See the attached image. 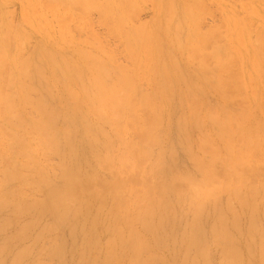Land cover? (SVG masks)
I'll return each mask as SVG.
<instances>
[{"label":"bare ground","instance_id":"bare-ground-1","mask_svg":"<svg viewBox=\"0 0 264 264\" xmlns=\"http://www.w3.org/2000/svg\"><path fill=\"white\" fill-rule=\"evenodd\" d=\"M8 1H10V0H7V2ZM28 1H29L30 4L28 3ZM33 1L37 2L35 4V6L37 4L40 5L41 2H43V3H41V6L43 4H45V3L46 4L48 3L47 5H49V7L46 6V8H48L50 10H48V9L47 10L49 12L52 11L53 13L51 12V14H53V16H56L58 19H60V21L62 20L64 22L63 23L64 25L61 26V31H60L61 36L59 37V39H60L59 41H61V43H63L62 40L68 41V39H70L69 36L71 35L70 33L72 32L71 31L72 29H67V25L70 23V22L68 23L67 21L68 20L70 21L71 16H70V18H68L67 16L70 15V12L69 11H71L70 9H72V8H77L81 12V14H80V12L76 11V13L78 12L76 14L74 12V10H72V12H74L77 16L79 14H80L79 16L86 15L87 13H90L92 11H93V13H94V11L95 12H98L96 14H100V15H97V16L98 17L99 16L102 17L101 20L103 21L104 25H105V22L107 23L108 20L110 19L109 20L110 23L108 22V25L109 24H112V26H113V27L111 26V28H112V32H111L112 33L111 34L112 37H113V34L114 33H117V34H114L115 37L119 34L118 36L119 37L122 36V39L124 40L125 50H123L121 52L120 49H124L123 47H121L119 49V51L121 52V54H123L124 52L126 53L125 54L126 55V60H127V62L130 63V66L132 67L131 70H130L129 67L128 68L126 67V66H129V64L128 65L127 64H124L123 67L126 65L125 68L127 69V71L125 70V68L122 69L121 64H120V66L117 64L116 65L117 67H115V65L113 63L116 62L115 60L117 58L115 59V58L112 57L114 59V62H113V59L111 58V56H106L107 53H108V55L110 54L109 52L106 51L107 52V53L105 52L106 55L103 53V51L105 49L102 50V52H100V50L98 52L97 51L98 49H94V50H96V53H95V51H93L94 52L93 53L90 48H89L90 50H88V49L85 50L88 47L84 48V50H83L82 49L83 48L82 46L84 44L81 46V49L82 50L81 49L78 50V48L75 49V53L77 52L76 54L78 56V61H76V59H74V61H70V62L57 63V60H55L52 57L53 63L55 64L54 66L55 67H58V68H61V66H62V68L64 70L63 71L64 74H61L63 72L61 71V73H60V69L57 68V70L59 71V74H61V76L63 75L62 76L63 79L61 77V79H62L61 80L62 81L61 83H62L63 91L65 92V94L71 100H73V103H74V106H75V109L76 110H79L80 107L82 109L85 105H87L88 113L86 115H83V116L84 117L85 116L87 117V115H89V121H90V118H91V120H94V122H95V123H91L92 124L91 125L90 122L88 123V120L87 121L84 120L85 121V124L82 121H80V124L82 122V124H84L86 126V127L84 126L85 128H83V129L86 132H88L86 134H88V137L89 138L87 137V141L86 142H88V144L90 146H92L93 149H96V148H94L96 144H97L96 147L97 146L101 147V149L99 148L100 149V152L97 151V149L94 150V151L99 152L98 154H100V153H102L104 151L102 153L103 155L101 154V156H98L97 152H95L97 154V156H96V154L93 151L96 159L93 158V157L91 158L90 156L89 157L92 159V161L94 160L93 161V164H94V162H95V165H97V163H98L102 168L104 167V168H106L107 170H109L111 172L113 171L112 174L109 172L110 173L109 176L114 174V177L115 178L112 176L114 179L111 178L108 181L109 182H111L112 180H114V181H112L111 184L108 183V186L106 187L105 186V183L107 184L108 181L105 182V180H107V179L104 178L105 180L100 181L101 180L100 178L102 176L104 177V175H102L99 178L100 180H95L96 182L94 181V178L93 177L90 178V181H87L89 175L92 176L93 173L92 174H89L90 172L87 173V171H86V173L88 174V177H86L87 174H85L86 175L85 178H82V179H84V181L81 182L82 179L80 177H78L79 176L78 174H76L77 171H78L77 173H80V171H81L80 168L81 167L79 168L80 171L78 169L76 172H74L75 171V170H73L74 168L72 169V171L71 170L68 171L70 165H71V168H72V164L69 163L70 165L68 166V169H66L67 168V165H66L65 166L66 167L65 168L66 170H64L63 173L61 172L60 175H59V176H61L60 178L63 181V184L62 185L60 184L61 188L58 187L59 189H57V190H55V189H52V190L51 189H48V187H47L48 185H46V183L48 181H44V179L46 177H45L43 168L41 166L39 167V164L41 165V163H40L41 160L39 162L37 161V159L39 157L41 159V156L38 155V158H37V154L40 153V155H42L43 153H45V155L46 154L49 155L51 149L54 150L53 145H54V147L56 146V144H53V143H56L55 140H53V138L55 137L54 136V133H52V130L54 129L52 127H54V126H52L53 123L51 122V120H52L51 119L52 117H50V114L51 113L49 111H46V108L43 105V103L40 101V99H36L37 101H35V99L33 98V96L35 97V93H33L34 92V87L32 85V82L34 80L35 81H38V82H39V80H37V79L44 80L43 79L44 76H42L43 78L42 77L40 78L41 75H40V70L38 69V67H35L36 69L35 68H32L33 71L31 72V69H28L29 68V64H27L26 60L24 59L25 60L24 61V60H22V59L19 58V56H20L19 53L21 52L20 50H22V52H23V50H25V49L18 48L19 49V51H18L19 53L16 52L15 55L12 54L13 52H10L11 50H9L10 48L8 49V46H9L8 44H10L14 40H16L15 38L19 34H17V32H16L17 35H15V31L16 30H14V33L10 32L12 30V27L15 28V26L12 24L13 26L11 25L12 26V27H10L11 29L8 28V26H10V23L8 24L7 23L8 21L6 22V20L8 18L7 19L5 18L3 20L0 18L2 21H4V23L1 22L2 24L0 25V115L3 116V118L1 119L2 122L1 121L0 122L2 124L5 123L3 121V119L5 118L6 120L5 119L4 120L7 121L6 123L10 126L8 128L5 127V125H6V123H5V125L3 124L5 128L3 126L0 128V129H2V128L4 129V131H2L3 130L2 129L1 130L2 132H0L1 133L0 134V163L3 162V163H1V165H4V163H5V167L3 168V170H2V167H0V169H1L0 174H2V172H3V177L0 178V181H2V178H3V181H2L3 183L0 182V185L2 186L6 182H8V184H10L9 182L12 183V181H15V183L17 181H20L21 186H22V183H23L24 185H27L28 186L27 189L28 188H31V187H33V190L34 189H36V190H39V189L40 190L41 189L43 190V189H45L44 190L45 191L44 194H46L45 195L46 198H45V201L44 202L42 200V203L41 202L40 203L38 202L37 204H34L36 201H34V198H32V197L31 198L33 200L31 199V201H29V203H24V201H26V199L29 197L28 195H27L28 197L26 196L27 198L25 197L26 198L25 200H22V199L20 200L17 197L19 201L18 200L15 201V199L9 198L10 197L9 194L7 195L6 193H4V195H6L7 198L5 197V199H1L0 200V207H1L0 210L1 209L3 210V207H4V210L6 208H7V210H9L8 207H10L11 210L14 208L13 210H16V213L17 212L19 213L18 214V217H19V215L22 216L20 213H22V214H23V212L24 213H27V210H29V209L31 210V203L30 202L34 201L33 202V204H34L33 206L34 207L32 208L33 211H34V209H37V208H39L38 209L39 211H40V209H41V211H42V209L45 210L46 212L47 211H50V212L54 213V216H56V220H58L59 224H61V220L63 222V218L65 217L66 211L67 210H70L68 208L71 205H73V203L75 205L76 204L75 202H79L80 199H81V201L83 200V198H81L82 195H83L84 198H85L86 195L88 196V198L89 197H92V195H95L94 196V199H95V197H96L97 194H94L93 192L91 194L92 189H91V191L88 190V185H89L88 183H90V184L92 183L91 185L94 184L96 186L97 185V181L98 182L100 181L102 183V186H104L107 189V194L106 195H108V194L111 195L112 198L114 199V204L116 202V205L113 207L114 204H113V201H112V204H113V205H111L113 207L112 210L109 208L110 203H108L109 206L107 207L109 210H111V213L113 214L112 215L113 217L115 216V214L120 213L119 209L121 210V207L120 208H118V207L121 205V203L123 201L126 202L128 200V198H129V202L127 201L128 204L124 202L125 205H127V206H125L124 203H123V207L124 206L127 207V210H128V207L131 206V203H133V205L135 203L136 204L135 207L136 206H140V207H136V208H139L140 211H141V213H143V215H145V214L148 213L146 215V216H148L149 214H151V212H154V210H152L153 208L154 209L155 208L156 209L159 208L158 210H160V209L163 210V209H165V207H168V206H166V204H168L167 201H165V199L163 198L164 196L162 197V199H164V200H162L161 198L158 199L160 197L159 195H158V198H157V194L158 193L159 194L162 193V192L164 193L166 189H167L166 190V192H167L168 189H169L168 188L169 185L171 186L170 189L173 192L176 189L175 187L177 186V184L183 183L184 184L183 187L180 189V186H181L180 185L177 189L178 190L179 189L182 190L184 188V186H185L186 191L183 190L185 192L183 194H185V195L181 194V191L180 190L177 191V192H179V193H177V195L175 194L176 192L175 193L174 192L171 193V195L174 194L175 196H177L175 198L174 195H173L174 199H176L175 200L176 202H178L181 199V202H184V200H185L184 203L187 202V204H189L190 206L191 205L193 206V208H192V207H190L188 205L190 207V210H191V208L193 209L192 217L195 219V221H194V225L190 229V233L186 237V241L187 242H185V243H187V245H186L185 250H188V249H192L193 251L195 250V252H196L195 254L196 255L198 254L200 257L203 255V257H202L203 259L204 258H207V257H204L205 255H207L205 253L206 252L205 251L206 250V246L205 245H207V244H205V241H207V240H205L204 238H202V239L205 240V241L203 240L204 241V243H203L202 239L201 240L199 239V237H200L199 236L200 235L199 234L200 231H198V229H197V225H198L197 221H198V218L200 219L202 211L205 210V207H207L209 203H210V206H211V204L214 205V215H213L214 218H216V221L218 220L221 223H222V219H223L222 211L217 207L218 205L216 206L215 203H217V200H218L217 197L219 196V194H221L223 192H226L227 195L230 196L229 199H234V200L240 201L241 202V205H243V206L250 205L251 208H256L259 205H262V206L264 205V201L262 200V199H264V123H263L264 120L262 122L261 121L260 122H257V119L254 116V118L256 120H254L253 122H250L249 123V121H250L249 120V117H251V115L253 113L251 112L252 114L250 115V113H249L250 111L247 112V110H246L247 108L245 109L244 107L245 106H249L247 104L252 99V94H253L252 92H254L256 89L254 88L255 90H252V92H251V87L249 85H247L249 87L244 86V85L247 84V82L245 84H243L245 80L243 81V79H242L240 81V79L243 78V75H245L244 74L245 72L243 73L242 71H246V70H244L242 67H241L242 69H238V68H240L239 67L240 65L242 66V63H243V60L242 59H243V57L245 55L244 53H246V55L248 56V58H246V57L245 58L246 59H249L248 61H250L249 63H251V66L250 67L252 68V75H254V76H251V71H250V74L246 71V74H249V77H251V78L248 79L249 80L248 83L250 85L251 84H254V83H256V84L258 83L256 86L254 85L256 88H257V86H259V84L260 85L262 84V86H264V35L261 32H259V35H258V30L257 31H254L253 30L252 31V34H253V32L254 33L256 32L257 34L256 33L255 34H256L257 38H256V36L253 35L254 36V39H256V40H254L253 38L252 39H253L254 42H252L250 40V42H251V51L248 49L250 51V54L248 55V52L242 53L243 51L240 52L239 50H241V49H239L238 47H235V46H237L236 44H240V47L242 48V46H241V43H242L244 49H246V47H247V45H248L249 42L246 40V37H242L243 36L242 34H245V32H247V31L244 32V29L247 30L249 28L246 27V28L243 29L244 25H242L243 27L239 25V27H242V29L240 30V28L237 27V25H236L238 31L239 30L240 31L237 33V31L234 29V27H232L234 30L232 32L231 31L232 28H231L230 29V32L231 33H234L236 31V33H237V35H239V37L236 38V39H234L235 41H233L232 38L230 39V37H231V33H230V37L226 41H228V42L231 41V42L228 43V42L225 41L226 38L224 37L225 38L224 39L222 37L223 36V34H222L223 31L222 32L220 31L221 34H222L221 35V38L224 39V41L226 43H228V44L225 43L226 45L224 44V46L220 47L221 45H219V44H218L219 46L217 45L218 42L217 43L214 42L215 44L210 42V38L213 37V35H211V33H207V35L206 34L205 35H202L199 32L201 29H199V31H198V29H197L198 28V23L201 24V22H202V21L199 22V19L198 18H200V16H201L202 13H200V16H198L199 14L196 13L197 10L194 11L196 8L195 9H192L193 8V5L196 6L195 3H192L193 5L190 3V5H192V7H191L189 5V2H187L188 3L187 4V3L184 2L185 0H182L184 2L183 3V6L181 7L180 10L178 9L179 12L176 13L174 11L175 8H173V6H174V4H173L174 3V0H167V3L165 5V7L163 8L162 14H161L164 17V19H163L164 20L163 21L164 25H163L162 29L166 30V36H165V38H163V41L165 39L166 40L165 42H167L168 44H170V46L172 47V50H174L176 53L178 52V55H180L179 53H182L185 56V58H186V62H188V63L194 62L195 63L197 61L196 62L197 63V70H200L201 68L204 70V69H206L205 66H207L206 63L210 64L211 61L213 62V68L212 69H209L208 68L209 70L207 69L208 70L207 72H208L210 78H208L207 76L205 77V75H204V78H208V80L210 79L209 81H210L211 85H208V87L210 86L209 88H212L213 91L215 92V94H217L221 98L222 102L225 103V104L224 105H220L221 103H219L218 106H214V107H211V106H213V105H211L210 106L211 108L209 107L207 110L202 111V109H201L202 106H200L201 104H200L199 97H197L195 94H193L194 91L192 93L188 91V94L186 92V95H184V101H185L184 104L187 107V114L185 116H183L181 119L178 120L179 121V123H178V128H179L178 131H179V134H180V138H179L180 139L179 140L180 142L179 143L182 145V148L184 149L185 155L188 156V157L187 156L186 157L192 163V166L194 167L195 172L197 173V176H195V174H193L194 175L193 176V175L189 174L190 172L189 173H186L183 170H182L183 172L180 170L181 171L180 173H177V174H174V175H172V173H171L170 174L171 176H170V175H168V171L169 170L171 171V169H173V168L168 167L169 168L168 169L166 167L167 168L166 169V172H167L166 175L163 174L162 171H161L162 172L161 174L159 172V173H157V175L159 177L161 175L162 176L164 175V177L168 175V177H169L168 180H170V182L168 181L169 184L168 183L167 184L166 183L163 184V186L168 185V186H165V188L162 186V184L157 183V186H159V185L162 186V187H160V191L161 192L158 191L159 190V187L158 188L155 187L156 189L153 188V189H155V191H158V192H156L157 194L154 191V193L156 195L155 198L158 199V202H157V200L155 198L152 200V195H153L152 193L153 192L151 193L150 190H148L149 188H151V187L148 188V186H147L148 184H151L149 182V180L146 179L147 181H145V184L142 183V180H143V177L145 176V174L147 173L146 171H148V170L149 171L150 170L152 171V169H149V167L151 165H156L155 162H158L157 165H156V166H158V165H160V162L163 161L162 158H160L162 161H160V162L158 161L159 160L157 158L159 156L158 155L157 157L155 156L156 157L155 159H157V161L154 162L153 161L154 157H152L153 158L152 159L150 157L151 156V154H150L151 151L149 152V148L152 145L157 144V143H155V142H157V131L161 128L162 117H163L162 116V112H161L162 110L160 109L162 105L161 104L160 105L158 104L159 102L161 103V101L159 100L160 97L158 95L153 94L154 96L153 95L148 96L145 92L141 93L139 91L140 84L141 83L139 84V87L137 86L138 85L137 83H138L139 79H140V82H141L140 76H142L143 74H145L143 72L147 70V72H150L152 75L153 74L154 75L155 74L158 75V78L160 79L159 82L162 85L161 86L162 92L165 93V94H167V95L168 94L172 95V93L174 91L173 90L174 87H173L172 78L170 77V74H169V68L172 67L173 70H175V72H176L177 78H179V73L177 71L178 65H176V64L173 63V61H175L174 58H173V60H171L170 58L168 59L166 57L165 58H163V57H160V58L155 57V58H153V56L150 55V53H153V52L155 54V50H157L158 53H160L159 48L161 46V37H163V35L160 37V42H159L158 40H156L152 36L154 34L151 31H148L147 30L148 27H146L145 25H144L145 27H142V28L141 27L138 28L137 26H135V28H133L131 26V28H130L131 31L129 33H128L129 30H126V32H125V30L124 31L123 30L121 31L123 25H124L123 29L126 26H129V25H125V23H126L127 19H129V17H132L131 15L135 16L133 14V12L136 11V10L139 11V9H138L139 7H137L135 5V4L139 3V2L133 4L136 0L135 1L134 0H103V2L105 1L104 3H101L102 0H101V2H100V0H25V1L23 0L22 2H25V5H27V4L31 5V3L32 4L35 3V2L33 3ZM140 1H142V0H140ZM191 1H195V0H191ZM5 2H6V0L4 1L3 4H5ZM243 3H244V1H243ZM0 4H1V2H0ZM240 4H241L240 7L242 6V8L245 9L244 8V4H246V3H244L242 5V3L240 2ZM39 5H37L38 10H39ZM202 5H201V7H202ZM35 6L34 5L32 6V8L34 10L36 9ZM134 6H136V7L134 8ZM197 6H199V5L197 4ZM112 7H114L115 9L114 8L112 9ZM204 7H205V5H204ZM133 8L136 9V10H133ZM231 8L233 9V7H231ZM201 9H203V8H201ZM227 9L230 10L229 7ZM232 9L230 11L232 13H234L235 11L232 10ZM254 9L252 8V11ZM34 10L33 11L31 10L32 13L33 14L34 13L37 14L36 12H34ZM113 10H115L116 12H114ZM198 11H199V9H198ZM256 11L259 12V10H256L255 9V11H254L255 12L254 15L257 16V14H259V13H257ZM29 12L27 13L26 18L30 14ZM2 13H0V14H2ZM6 13L7 12L4 13L5 14L4 15L5 17H6ZM203 13H204V11H203ZM250 13L248 12V14H250ZM25 14H23V15H25ZM40 14H42L41 16H43V13H39V15ZM243 14H245V13H243ZM7 15H8V13H7ZM203 15H202V17H203ZM250 15H252V17H253V14H250ZM250 15H249V17H250ZM36 16L37 15H35V17ZM243 16L246 17V15H243ZM30 17H32L31 14H30ZM35 17H32V19L34 20ZM72 17H73V15H72ZM40 18H43V17H40ZM87 18L88 17H86V19ZM100 18H99V20H100ZM74 19H75V16L73 17V20H72L73 21L72 24H75V25H72L71 23L70 24L73 27L74 26L77 27L78 24L80 23V21L83 22V20H79L78 21V19H84V17L78 18V19L76 18L75 20H77L78 23H76L77 21L75 22ZM132 19H133V17H132ZM200 19H202V18H200ZM225 19H230V18H229V16H226ZM241 19L243 20L242 17H241ZM250 19H251V17H250ZM250 19H247V22L250 21ZM8 20L10 21L11 19H8ZM22 20H23L22 22L26 26H27V23L28 22L31 23V21H33V20L29 21L28 19H24L23 17H22ZM25 20H26V22L27 21L28 22L27 23L24 22ZM38 20H39V18H38ZM45 20L46 19L43 18V22ZM89 20H90V18H89ZM129 20H128V22L130 23V21H132V20H130V21ZM203 20H205V19H203ZM222 20L223 19L221 18L220 21L223 22ZM233 20H234L233 21V24L235 23V21L237 23L236 18L233 19ZM84 21H86V20L84 19ZM220 21H218V22H220ZM229 21L231 22V20H229ZM36 22H35V24H37ZM218 22L216 24H214V25H217ZM66 23H68V24H66ZM85 23H87V21ZM227 23H229V22H227ZM249 23L250 22H248V25H249ZM31 24H32V27L30 26V24L27 27H31L30 29H33L35 25H33V22ZM76 24H77V26H76ZM90 24L92 26V22H90ZM239 24H240V21H239ZM40 25H41V23H40ZM79 25L81 26L82 23L79 24ZM159 25H161V24H159ZM19 26H20V24H19ZM80 26H79V28H80V30H82L83 28H81ZM225 26H226V24H224V27ZM230 26H231V24H230ZM42 27L43 26L40 27L39 26V23H38V25H36L35 28L38 29L39 31H41L43 29ZM86 27L89 28L88 25ZM200 27H201V25L199 26V28ZM215 27H218V26H215ZM221 27H223V26H221ZM221 27H220V29L222 30ZM226 27H229V26H226ZM35 28H34L33 32L36 31ZM70 28H72V27H70ZM210 28H211L210 30L212 31V27L211 26H210ZM22 29L24 30L25 28L22 27ZM87 29H85V30H87ZM125 29H128V28H125ZM76 30H77V28H76ZM203 30H201V32H203ZM210 30H207V31L205 30V32H208ZM213 30H214V28H213ZM215 30H217V28H215ZM30 31H32V30H30ZM39 31L38 32L36 31L37 34H41L44 37L45 35L42 34V32L39 33ZM73 31H75V30H73ZM87 31H88L87 34H91V33H89L91 30L90 31L87 30ZM45 32H46V34H48V33L51 34L50 32H48V33H47V31H45ZM75 32H77V31H75ZM213 32H215V31H213ZM248 32H249V30H248ZM108 33H109V31H108ZM123 33H125V34H123ZM236 33H235V35H236ZM76 34H78V33H76ZM92 34H93V32H92ZM246 34H248V33H246ZM47 36L48 35H46V37ZM67 36H68V38H67V40H65ZM91 36L94 37L95 35L93 34ZM22 37L23 36L20 35L19 39L21 40ZM43 37H41V38L43 39ZM49 37L50 36H48V38H46V39H49ZM62 37H63V39H62ZM90 37H89V39H90ZM50 39L52 41V38L51 37H50ZM97 39L99 40V38H97ZM23 40H25V38ZM95 40H96V38L94 39V41ZM213 40H215V39H213ZM84 41H86V40H84ZM89 41L90 42H88V43H92V44L94 43L95 44V42H93V39H90ZM119 41L122 42L121 40H119ZM246 41H247V43H246ZM20 42H21L20 45L23 44L22 41H20ZM209 42H210V45L211 44L214 45V46H211V48L209 46V49L210 50H208V48H207V46L209 45L208 44ZM88 43L86 45H88ZM219 43H222V41L219 42ZM52 44H54V43H52ZM232 44H233V47H235V48L238 49V51H239L238 53H240L241 56H238L237 55V52H236L237 49L235 50L232 47ZM245 44H247V45H245ZM56 45L57 44H55V46ZM90 45L91 44H89V47H92L93 46V45H91V46ZM98 45H99V43H98ZM215 45H217L218 47L215 46ZM249 45H250V43H249ZM77 46L79 47L80 45H77ZM95 46L92 47V48H96ZM100 48L103 49L102 48V45H101ZM248 50L246 49V51H248ZM51 52L53 53L52 50H51ZM112 52H115V51H112ZM52 53H51V55H52ZM241 53L243 54V57H242V54ZM113 54H115V53H113ZM51 55H50V57H51ZM169 55H171L170 52H169ZM42 56H43V54H42ZM114 57H116V56H114ZM127 57L129 59V61H128ZM208 59L210 60V63L207 62V61H209ZM52 60L50 59V61H52ZM240 60H241L242 63L239 65ZM234 62H238V65L237 64H233ZM175 65L177 66V68H175L176 67ZM233 65H235L234 68L236 67V65L238 67V68L236 67L237 69H233L234 71L231 70L233 68ZM32 66H34V65H32ZM243 66L245 67L244 64H243ZM202 69H201V71H202ZM37 70H38V72H37ZM235 70H239V71L241 70L240 71L241 73L238 74V73H236ZM141 71H142L143 74H141ZM139 73H140V75H139ZM199 74H201V73H199ZM147 75L149 76V73ZM148 76H146V77H148ZM49 78H48V80H49ZM142 78H145L144 75H143ZM193 80H191V82H188L189 84H187L185 82V80H182V79H180V82L181 83L184 82V84H186V86L183 85V84L182 85L185 86L186 88H188V86L190 85L192 87V88L191 87L190 88L191 89H194L195 92H197V90L198 89L200 90L201 87L198 84H196V82L193 81ZM209 81H207V82H209ZM43 83H44V81H43ZM210 83H208V84H210ZM40 84H41V82H40ZM205 84H206V82H205ZM37 86H40V85L38 84ZM242 86H243V89L244 90L246 88H247V90H249L248 88H250V92H251L250 94L251 95L249 93H247V95L249 94L251 96V99H250L249 96L243 95V97H245V98H248L249 97L250 100L247 103H245L246 105L242 109L237 110L239 107L241 108L242 107L241 104L244 103L241 100L244 99L245 102L247 100V99L241 97L242 94H244L245 92H247V91H244L241 94V91L243 90L241 88ZM229 89H230V92L231 93L229 92ZM263 89H264V87H263ZM257 91H259L258 88H257ZM31 94L33 96H31ZM261 94L263 95L262 92H260V96H262ZM237 96H240L241 97V100L240 101L242 103L240 104V102H238L240 104V106H239V104L236 103L237 104L236 106H239V107H236L235 106L237 109L234 110L235 107H233V109L231 108L233 106L231 102H232V100H238V99H240V97L238 98ZM158 97H159V99H157ZM234 97H236V99ZM256 97H258V95H256V92H255V98ZM213 98H215V97H213ZM253 98H254V95H253ZM258 98H261V97H258ZM33 99H34L35 102L32 101ZM155 99L157 100V102L159 100V102L157 103L155 101ZM262 101H263V104H262ZM262 101L260 102V104H262V105L259 106V108H261V109H262V106H263L262 112H260L261 115L264 114V98H263ZM227 102H229V105L231 103L232 106L230 105L228 107L227 106ZM210 103L211 102H209L208 104H210ZM250 104H251V102H250ZM30 105H31V107L29 108ZM81 105H84V106H81ZM26 107L29 108V110L27 109L29 112L32 111V113H33V117L31 116V113H30V116L32 118H34V116H35V119H36L34 121L35 122L34 125H31L32 127L30 126V129H32V130H30L31 132L30 131H26V130L23 131L25 134H27L26 136L29 137V139H26V138L24 139L23 136H25V135H23V132L19 134V132H21V130H23V126L20 123L21 117L23 115L21 116V113L22 112L20 113V115H19L18 112H19V109H20V111H21V109L25 111L26 110ZM32 107H33V109H32ZM85 108L86 107H84L83 109L85 110ZM250 108L248 107V110ZM28 111H26V113L24 112L25 113L24 116H27L28 119H29V117H30V116H28L29 114L26 115ZM84 112H83V114H84ZM141 113H143L142 114L143 116H146L144 119H143V116H142V119L143 120H140L141 118H139V115ZM163 113H164V111H163ZM254 114H255V112H254ZM263 117H264V115H263ZM87 119H88V117H87ZM123 120H127L126 123L125 122L123 123ZM202 120H205V121H207L209 123V125H210L209 128L210 129H208V132L210 130V133L211 134L206 132L207 131L206 128L202 130V128L205 125V124L202 125V122H203ZM1 123H0V126H1ZM245 123L246 124L249 123V124H247V126H245ZM100 124L101 125L103 124V125L109 127L110 128L109 131H111V132L113 131V134L115 136V138L112 136L114 138L113 140L110 139V136L109 135H106L109 132H107L108 130L105 128V126L102 125V127H103L102 128ZM121 124L123 125V127L121 126ZM126 125L127 126L128 125L131 126L130 130L135 127L133 129V131H135L133 133V134H135V136L133 134H132V136L136 137L137 141H134V143H133V141L126 142L128 139L125 141V140H123L121 138V136L125 135V133L122 135V129L123 128L124 129L125 128L126 129L128 128ZM190 125L195 126L198 129L197 132H199V135L197 137L198 139H196L194 142H192L191 138L189 139V136L187 134V131H188L189 127H191ZM21 126H22V128H21ZM12 127L14 129H15V127H17V128L20 129L19 132H17L18 134L16 133L17 130H15V132L9 130V128L13 130ZM86 128H87L88 131L86 130ZM124 129H123V132H127V130L125 131ZM192 129H193V127H192ZM64 130H66V129H64ZM204 130H206V131H204ZM5 131H8V132H5ZM133 131H129V132H133ZM26 132H28L29 134L26 133ZM129 132H127V133H129ZM66 133H69V132H66ZM86 134H84V136H87ZM20 135H23L22 136L23 138L20 137ZM128 135L126 134V136H128ZM69 136H68V139L71 137V136L70 137ZM129 137L130 136H128V138ZM29 140H30V142H29ZM70 140H72V139H70ZM70 140H69V142H70ZM74 140H75V138H74ZM130 140H131V138H130ZM69 142H67V143H69ZM71 144H73L72 141H71ZM74 144H76V143H74ZM116 145H117V147H116V150L115 151L118 150L117 149L118 148V145H120L121 147H123L122 151H124V153H122L120 151L122 154L121 155H118V157H116L117 155H115L113 153L114 151L112 152V150L115 148ZM68 147H72V145H70ZM73 147H75V146L73 145ZM152 147H154V146H152ZM88 148H91V147H88ZM88 148H87V150H88ZM182 148H181V150H183ZM71 149H70V153L72 152ZM76 149H79V146ZM101 150H102V152H101ZM109 150H111V152H109ZM118 152H119V150L117 151V153ZM120 152H119V154H120ZM73 153L77 154V152H75V151H73ZM91 153L92 152L90 151V153L87 154V156L88 155H91ZM111 153L113 155H115L116 158H114L113 155H111ZM46 156H44V154H43L42 157H46ZM83 157H82V159H83ZM149 157L152 159L150 162H148L149 161ZM23 158L24 159L27 158L28 159V163H27V160L26 159L24 160ZM18 160L22 161V163H19ZM42 160H43V158H42ZM23 161L25 163H27V164L23 163ZM30 161H31V164H30ZM148 163H151V164H148ZM23 164H25V165H23ZM28 164H30V165H28ZM45 165L46 164H44V167H45ZM73 165H76V164H74V162H73ZM99 165H97V166H99ZM160 166H162V164ZM77 167H79V166H77ZM40 168H42V169H40ZM150 168H152V166ZM161 168L163 169V167H161ZM63 169L64 168L62 167V170ZM91 169L92 168H90V171H91ZM99 169L102 170L100 167H99ZM218 169H220L221 172H219ZM29 170L32 171L33 174ZM44 170H46V169H44ZM87 170H89V169H87ZM130 170L131 171H136V172L139 171L140 172L139 176L140 175L142 176L141 177L142 180H139V181H141L140 184L142 183L145 187L147 186L146 187L147 189H145V187L143 189L142 186H140V184H139V185H137L138 186L137 188L134 187L135 185L133 187L131 186V188H132V190H131L130 187L128 188V186L130 185L129 183L131 181L129 183L127 182L129 180L126 181L127 183H125V184L128 185V186H126L125 184H123L121 182L122 181V178H125V176H126V179L128 177H130V175H128V177H127V174H130L131 173ZM25 171H28V172H25ZM82 171H81V173H82ZM94 171L96 172L97 170H94ZM127 171H130V173L129 172L127 173ZM163 171H165V168L163 169ZM83 172L85 173V171H83ZM105 172H108V171H105ZM136 172H132V173L133 174H137ZM141 172L142 173L146 172V173L145 174H142ZM154 172H157V169H156V171H153L152 176L154 175ZM24 173L25 174L28 173L32 178L29 177V179H27L28 177ZM123 173H126V175H124ZM42 174H43V176L45 178L42 177ZM122 175H124V177H122ZM22 176H25V177H22ZM120 176L122 178H120ZM152 176H150V177H152ZM146 177H148V175H146ZM119 178H120V180H119ZM92 179H93V181H92ZM138 179H140V178H138ZM45 180H47V178ZM156 180L157 179H155V181H154L155 183L157 181H159V179L157 181ZM161 180H165V179H161ZM49 181H50V179H49ZM85 181H86V183H83ZM124 181L125 180H123V182ZM103 182H104V185H103ZM137 182H138V180H137ZM146 182L148 184H146ZM160 182H162V181H160ZM166 182H167V180H166ZM15 183H12V185L10 184V186H13V184H15ZM18 183L19 182L16 183L17 184V186H16L17 188H14L15 186H13L12 189H15L16 190V189H18V186L20 188L21 186H20V184L18 185ZM91 185H89V186H91ZM98 185H99V183H98ZM131 185H133V184H131ZM151 185L153 186V184H151ZM55 186H56V184H55ZM172 186H174V187H172ZM2 187H0V191L3 193V191H2L3 189L1 190ZM99 187L101 188V184H100ZM23 188H24V186H23ZM37 188H39V189H37ZM49 188H52V187H49ZM55 188H57V186ZM100 188H99V191H100ZM105 188H103L104 189V190H102L103 192L105 191ZM134 188H136L135 190H138L139 189L138 190L139 193H137V191L134 190L136 192L135 193L133 191ZM162 188H164V189H162ZM242 188H244V189H242ZM142 189H143V191H145L146 194H148V196L145 193H144V195H146V197L144 195H142L143 194ZM30 190H27V192H25V194L28 193V191L31 192ZM96 190H98V189L96 188ZM96 190H94V192ZM171 190H170V192H171ZM243 190H244V193L241 192ZM108 191H109V193H108ZM146 191H148V193ZM151 191H152V189H151ZM4 192H6V191H4ZM11 192H13V190H11ZM11 192H9L10 195H11ZM18 192H21V193L24 192V190L22 189V187L17 192L14 191L13 194H16V196H17L19 194ZM88 192L90 193L91 196H89ZM101 192H99L98 195H100ZM170 192L168 191L167 193H170ZM149 193H151V194H149ZM178 194L180 196H178ZM4 195L2 197H4ZM23 195L24 194H22V196ZM160 195H162V194H160ZM42 196H43V194H42ZM101 196H102V194H101ZM111 196L108 197V198L110 199ZM149 196L151 197V200H149V202H148ZM167 196H169V195H167ZM255 196L262 197L261 200L263 202L262 203H259L258 201H260V200L256 201L257 199H260V198L258 197L256 199ZM19 197L22 198L20 194H19ZM104 197H102V198H104ZM122 197L123 198H126V200H123ZM153 197H154V195H153ZM112 198H111V200H112ZM121 199L123 201H121ZM177 199H178V201H177ZM182 199H183V201H182ZM12 200H14V201H12ZM38 200H40V199H38ZM84 200H87V199L85 198ZM96 200L98 201V205H99L100 202H101V201L99 202L100 199L99 200L96 199ZM154 200H156V203L158 205V208L156 207V204L154 205V202H155ZM159 200H161V201H159ZM87 201H85V202L87 203ZM103 201H105V200H103ZM106 201H108V200H106ZM85 202H83V203H85ZM93 202H95V201H93ZM109 202H111V201L109 200ZM150 202H153V203H150ZM163 202L166 203V204L164 203V206H163ZM101 204H102V202H101ZM105 204L106 203H104V205ZM76 205H75V208H77V209H78V206H82V208L86 207V204L85 205L84 204H82V205L79 204L78 206H76ZM141 206H142V208H141ZM159 206H161V208ZM162 206H163V208H162ZM100 207L103 208V206H100ZM123 207H122V209H123ZM75 208L72 207V212H73V209H75ZM95 208H97V207H95ZM102 208H100V209H102ZM117 208H118V211L119 212H115L117 210ZM77 209H76V212L73 213V215L71 214V212H69L70 214L68 213L69 215H71L70 216V219L72 218V216L74 217V214L78 213L77 212ZM79 209H81V208H79ZM87 209H89V208L86 207L85 208V211ZM141 209L143 210V212H142ZM11 210H9V211L10 212H13ZM82 210H83L82 212H84V209H82ZM109 210L107 211V216H106L107 218L110 215V214L108 215V213H110ZM165 210H167V209H165ZM228 210L231 211L230 207H228ZM88 211H90V210H88ZM95 211H94V213H96ZM123 211L125 212L124 209H123ZM149 211H151V212H149ZM157 211H156V213H157ZM135 212L138 213V211H135ZM16 213H14V215H17ZM52 213H51V216L48 215L51 219L54 217V216L52 217ZM94 213H92L91 215H93ZM105 213H106V211H105ZM137 213H136V216L139 215V214L141 215V213H138V214ZM161 213H163V212H161ZM129 214H130V212H129ZM154 214L155 213H153V215ZM14 215H12V216H14ZM140 215L138 217H140ZM161 215L162 214H160L158 216V214H157V216H158L157 218H159V222L161 221L160 218H162ZM66 216L69 217L68 215H66ZM122 216H123V214H122ZM126 216L131 217L130 215H127V214H126ZM133 216H135V215H133ZM154 216H156V215H154ZM67 217H65L64 222L66 221V218ZM83 217L81 218L82 219L81 220L82 222L84 221L83 220ZM93 217H91L89 220L91 221ZM112 218H111V215H110L109 216V221L111 219V222L114 223V224H111V225H113L112 226L113 229L111 228V225H110V228H111L110 231H108V229H107L109 223H106L105 224L104 221L102 223L103 224V227H106L107 226L106 229H107V231L109 233L112 232V234H110L109 236L108 235L106 236V238H107L106 241L109 239V237L111 239L108 240L107 243H106L105 240L103 242V243H106V245L105 244L104 245L106 246L105 248L107 250L106 251V258H104L105 264H110V262L114 259V257L117 256V255L114 254V250H116L115 248L117 246L119 247V245L122 247L121 250H123L125 247H126L125 250H128L129 256H128V260H127L128 262H127V264H145L144 261H143V259L141 258V254L143 255L144 249H146L147 246H148L147 247V249H148L150 247V245L147 242H146V244L143 243L144 241L142 243L140 242V241H142V238L140 236V238H141V240H140V238L138 237V235H136L138 233L137 232V229H136V232H137L136 234H135V232H133L132 230H130L129 225H128V222L131 224L130 220L127 222L126 219L121 218V215L116 216V219L114 217L113 218V221H112ZM141 218L140 219L137 218V220H141ZM54 219H55V217H54ZM103 219H104V215H103ZM150 219H152V218H149V220ZM31 220H29V221H31ZM56 220H54V222H56ZM77 220H80V219H77ZM94 220H97V219L95 218ZM137 220H135V218H134L133 221H136L134 223H137ZM149 220H145V218H143L142 219V222L143 221L144 222L141 223L140 226H143L144 224H147L149 222ZM6 221L10 225V222H9L10 220L9 221L6 220ZM87 221L88 220H86V223H87ZM145 221H148V222L145 223ZM152 221H154V220H151V222ZM5 222H4V224H5ZM11 222H12V220H11ZM54 222H53V226H55L56 224H58V222L56 224ZM92 222L94 223L93 220H92ZM156 222H158V221L156 220ZM162 222H163V220H162ZM8 223L5 224L4 227H8L9 226ZM68 223H70V222H68ZM89 223H91V222H89ZM98 223L100 224L99 220H98L97 224ZM196 223H197V225H196ZM26 224H27V221H26ZM161 224H159V226ZM22 225H24V224H22ZM76 225L79 226V224H76ZM76 225H74V226H76ZM50 226H52V225L49 224V227ZM66 226H67V224H66ZM80 226L82 227L83 224H81ZM92 226L93 225H91V229H92ZM94 226H97V225H95V223H94ZM0 227L2 229L4 228L3 225H0ZM21 227L22 226L18 227V228H20L19 229L20 231L22 230ZM132 227H134V225ZM146 227L148 228V226L146 225V226L142 227V229H146ZM55 228L52 229V231L53 230L56 231L57 228H56V230H55ZM61 228L59 227V229H61ZM66 228H68V226ZM83 228H85V227H83ZM94 228L92 230L96 231L97 229L95 230ZM78 229L80 230V228H78ZM98 229H100V228H98ZM106 229H104V230H106ZM149 229L153 230V227H151ZM149 229H148V231H150ZM24 230H26V227H24ZM24 230H23V232H24ZM92 230H90V231H92ZM156 230H158V228L155 229V232H156ZM94 231L92 233H94ZM46 232H48V231H46ZM75 232H73V233L71 232V233L74 234ZM201 232H202V230H201ZM220 232L222 233V231H220ZM220 232H217L216 231V227H213L211 229L213 242L221 245V247L223 246V250H222V253H221L222 256H221V260H220L221 262H220V264H238V258H237V255H236V250L233 247H230L227 244V235L225 236L224 234H219ZM92 233H90V234H92ZM158 233H160V232H158ZM18 234H20V233H18ZM84 234H86V233L84 232ZM88 234H89V232H88ZM138 234H140V233H138ZM154 235H155V233H154ZM158 236H160V235H158ZM22 237H25V236H22ZM83 237H85V235ZM142 237H144V236H142ZM86 238H89V237H86ZM151 238H152V236L150 237V239ZM80 239H81V237H80ZM95 239H97V238H95ZM147 239H148V236H147ZM157 239H159V237ZM198 239H199L200 243H199ZM90 240H93V239L91 238ZM144 240L146 241V239H144ZM93 241H95V240H93ZM93 241H91L92 244H93ZM86 242H85V244L87 246L88 245V242L87 243ZM91 242H89V243H91ZM98 242H100V241H98V239H97L94 242V243H96L94 245V247L92 245H91V247L95 248V246H97L98 244L101 243V242L100 243H98ZM142 244L146 245V247L144 245H142ZM100 245H102V244H100ZM52 246H50V248ZM63 246H62V248H63ZM55 248H57V247H55ZM2 249L0 247V251H2ZM43 249H45V248H43ZM24 250L26 251L27 249L24 248ZM41 250H38V251L41 252ZM45 250H47V249H45ZM54 250L52 251V255H51L52 257L56 254V252ZM59 250L60 249H58V251ZM63 250H65V248H63L60 251L62 252ZM86 250H88V249H86ZM125 250H124V252H125ZM148 250H150V249H148ZM192 250H190V252H192ZM207 250H208V248H207ZM27 251H29V249ZM42 251H44V250H42ZM48 251L50 252L49 249H48ZM18 252H21V253L23 252L24 253V251H18ZM23 253L21 254L22 256L20 255L22 257V259H24V256L26 255V254L23 255ZM53 253H55V254H53ZM19 254L20 253H18L17 255H19ZM40 254H42V252ZM48 254L45 253V254H42V255H48ZM187 254H185V251H184V256L185 257H184V259L182 257V260H183L184 264H186L187 263L186 261L188 260V258H186V255ZM3 255L5 256L6 254H3ZM28 255H30V254H28ZM60 255H58L59 261H61L60 260L61 259L60 258L61 257ZM88 255H89V253H88ZM261 255L264 256V251H262ZM20 256H18V257L20 258ZM147 256H148L147 257V260L148 259L151 260V259L154 258L152 256L153 258L151 257V259H150L149 258L150 255H147ZM194 256L192 255L191 257H194ZM26 257H28V256H26ZM58 257H56L57 260H58ZM1 258H0V260H1ZM118 258H119V255H118ZM92 259L90 258L89 260H92ZM191 259L196 260L197 258L196 259L195 258H191ZM203 259H202V261H203ZM16 260H18V258ZM16 260L14 259L13 261H16ZM36 260H34V261H36ZM145 260H146V258H145ZM194 260H191L189 262V264H191V262L193 264ZM1 261H0V263H1ZM102 261H103V259H102ZM205 261H207V260H205ZM92 262L88 261V264L89 263H92ZM11 263H13V262L11 261ZM16 263H17V261H16ZM19 263H20V261H19ZM33 263L34 262H32L31 264H33ZM37 263H35V264H37ZM61 263H62V261H61ZM112 263H113V261H112ZM206 263H208V262H206ZM203 264H205V263L203 262Z\"/></svg>","mask_w":264,"mask_h":264},{"label":"rangeland","instance_id":"rangeland-1","mask_svg":"<svg viewBox=\"0 0 264 264\" xmlns=\"http://www.w3.org/2000/svg\"><path fill=\"white\" fill-rule=\"evenodd\" d=\"M4 1L5 0H1L0 2H1V4H0V13H2V14H0V18L3 20V19H11L10 21L7 19L6 20V22L9 24L10 23V26H8V28H10V27H12L13 25L15 26V28L14 27H12V30L10 31V32H12V33H14V30H16L15 31V35H17V34H19V35H17V37L15 38L16 40H14L12 43H10V44H8L9 46H8V49L9 50H11L10 52H13L12 54H14L15 55V53L16 52H18L19 51V49L18 48H20V49H25V50H23V52H22V50H20L21 52L19 53L20 54V56H19V58L20 59H22V60H26V62H27V64H29V68L28 69H31V72L33 71V69L32 68H35V67H38V69L40 70V78L42 77V76H44V80H42V79H37V80H39V82L38 81H33L32 82V85H33V87H34V92L33 93H35V97L31 94V96H33V98L35 99V101H37L36 99H40V101L43 103V105L45 106V108H46V111H49L50 113V117H52L51 119V122L53 123V125L52 126H54V127H52V128H54L53 130H52V133H54V138H53V140H55V142L56 143H53V144H56V148L54 147V145H53V148H54V150H52L51 149V151H50V153H49V155H45V153H43L44 154V156H46V157H42L43 156V154L42 155H40V153L39 154H37V158H38V155L39 156H41V159H40V157L37 159V161L39 162L40 160L42 161H40V163H41V165L39 164V167L41 166L42 168H43V171H44V174H45V177L47 178V180H45L46 178L43 176V174H42V177L43 178H45L44 179V181H48L47 183H46V185H48L47 187H48V189H55V190H57V189H59V188H61V186H60V184L62 185L63 184V181H62V179L60 178L61 176H59L60 175V173L62 172H64V170H66V169H68V166L70 165V164H72V168H71V165H70V167H69V169H68V171L69 170H71L72 171V169L73 170H75L74 172H76L80 167V169H81V171L83 170V171H85V173L82 171V173H81V171H80V169H79V171H80V173H77L76 172V174H78L77 176L78 177H80L81 179L82 178H85V174H87V173H89V174H92V176L91 175H89V177H88V174H87V176L86 177H88V180L87 181H90V178H94V181L95 180H100V181H102V180H105V179H107V180H105V182H107L109 179H111V178H113L114 177V174L113 175H110L109 176V174L111 173H113V171L111 172V171H109V170H107L106 168H102L98 163H97V165H99V166H97V165H95V162H94V164H93V161H92V157L93 158H95V155H94V153L95 152H97V151H99L100 152V149H101V147H99V146H97L96 147V145H95V147L94 148H96L97 149V151H94V150H96V149H93V147L92 146H90L89 144H88V142H86L87 141V137H88V134H86V133H88V132H86L83 128H85L86 126L84 125L85 124V121H87L88 120V123L90 122V124L91 123H95L94 122V120H91V118H90V121H89V115H87V117H88V119H87V117L85 118L83 115H86L87 113H88V109H87V105H81V106H84V107H86L85 108V110L82 108L81 109V107L79 108V110H76L75 109V106H74V103H73V100H71L66 94H65V92L63 91V88H62V79H63V75L61 76V74H64V70H63V68H62V66H61V68H58V67H55L54 65V63H53V60H52V57L55 59V60H57V63H64V62H70V61H74V59H76V61H78V56H77V52L75 53V49L76 48H78V50H80L81 49V46L83 47L82 49L84 50V48H86V47H88V48H86L85 50H90L91 49V51L93 52V51H95V53H96V50H94V49H98L97 51L99 52V50H100V52H102V50H104L103 51V53L106 55V53L107 52H109L110 54L108 55V53H107V55L106 56H111V58L113 57V58H117L115 61V63H113L114 65H115V67H117L116 65L118 64L119 66H120V64H121V67H122V69L123 68H125V66L123 67V65L124 64H129V66H126L127 68L129 67L130 68V70H131V66H130V63L129 62H127V60H126V53L124 52L123 54H121V52L123 51V50H125V47H124V40L122 39V36H116L115 37V35L114 34H117V33H114L113 34V37H112V28H111V26H112V24H109L108 25V22H109V20H108V22L106 23L105 22V25H104V23H103V21L101 20L102 19V17L101 16H97V15H100V14H96V13H98V12H95L94 11V13H93V11L92 12H90V13H87L86 15H81V16H79L80 14H81V12L79 11V9H77V8H72V9H70L71 11H69L70 12V15H68L67 17L68 18H70V16H71V18H70V21L68 20L67 22L69 23H71L72 24V20H73V17L75 16V19L77 18H82V17H84V19L87 21V23H85L86 21H84V19H78V21L79 20H83V22L82 21H80V23L79 24H81L82 23V25L80 26L79 24H78V26H77V24H76V26L77 27H73L72 25H75V24H68V23H66V24H68L67 25V29H72L70 32V34L72 35H70L69 36V38L70 39H68V41H64V40H62L63 39V37H62V42L63 43H61V41H59L60 39H59V37L61 36V34H60V31H61V26L62 25H64L63 23V21L61 20L60 21V19H58L56 16H53V14H51V12L52 11H48V10H50V9H48V8H46V6L47 7H49V5H47L45 2V4H43L42 6H41V3H43V2H41L40 3V5L39 4H37V5H39V10H38V8H37V5L35 6V4L37 3V2H35V1H33V3L34 4H32L31 3V5H29L30 3H29V1H28V3L29 4H27V5H25V2H22L23 0H10V1H8L7 2V0H6V2H5V4H3L4 3ZM25 1V0H24ZM135 1V0H134ZM191 0H185L184 2L185 3H187V2H189V5H190V3L192 4V3H195L196 4V6L195 5H193V8L192 9H195L194 11H196V13L197 14H199L198 16H200V13H202L201 14V16H200V18H202V19H200V18H198L199 19V22H201V24L200 23H198V31H199V29H201V30H203V32H201V30L199 31L200 32V34H202V35H207V33H211V35H213V37H211L210 38V42L211 43H214V42H218L217 43V45L219 44V45H221L220 47H222V46H224V44L226 43V42H228V41H226L229 37H230V29L232 28V27H234V29L237 31V33L242 29V25H244V27H243V29L244 28H249V29H244V32L245 31H247V32H245V34H242L243 36L242 37H246V40L250 43V45H249V43H248V45L247 44H245V45H247V47H246V49L248 50H250L251 51V42H250V40L252 41V42H254L253 41V39H254V36H256V34L253 32V34H252V31L254 30V31H257L258 30V35H259V32H261L263 35H264V0L262 1V0H195V1H191ZM243 1H244V3H246V4H244L243 3ZM31 2V1H30ZM100 2H101V0H100ZM105 2V1H104ZM103 2V0H102V2L101 3H104ZM137 2H139V3H137ZM182 0H174V6H173V8H175V12L176 13H178L179 12V10L181 9V7L183 6V3H184ZM226 2V3H225ZM240 2L242 3V5L244 4V8L245 9H243L242 8V6L240 7ZM135 3H137V4H135ZM166 3H167V0H142V1H140V0H136L133 4H135L137 7H139L138 9H139V11L138 10H136V9H134L136 6H134V8H133V10H136V11H134L133 12V14L135 15V16H133V15H131L132 17H133V19H132V17H129V19L130 20H132V21H130L129 19H127V21H126V23H125V25H129V26H126L125 28H128V29H123V27H124V25H123V27H122V29H121V31L123 30H125V32H126V30H129L128 31V33L131 31L130 30V28H131V26L133 27V28H135V26H137L138 28L139 27H148L147 28V30L148 31H151L154 35H152L156 40H158L159 42H160V37L163 35V37H161V46H160V48H159V50H160V53H158V51L157 50H155V54H154V52L153 53H150V55L151 56H153V58H155V57H157V58H160V57H163V58H170L171 60H173V58H174V60L175 61H173V63L174 64H176V65H178V68H177V66L175 67V68H177V71H178V73H179V78H177V76H176V72H175V70H173V68L172 67H170L169 68V74H170V77L172 78V82H173V93H172V95H170V94H165V93H163L162 92V90H161V84H160V79L158 78V75H152L150 72H147V70L146 71H144L143 73H145V74H143L142 73V71H141V74H143L144 75V77L146 78H142L143 77V75L142 76H140V78H141V82H140V79H139V81H138V87H139V84H140V89H139V91L141 92V93H143V92H145L148 96H151V95H153V94H155V95H158L159 97H160V99H159V97L157 98V99H159L160 101H161V103L159 102V100H158V102H157V100L155 99V101L160 105H162L161 106V112H162V123H161V128L157 131V142H155V143H157V144H155V145H152V146H154V147H150L149 148V152H150V154H151V158L152 157H154V159H153V161L155 162V161H157V159H155L158 155L160 156H158L157 158L159 159L158 161L160 162V161H162L160 158H162L163 159V161L162 162H160V165L162 164V166H160V165H158V166H156L157 165V163L158 162H155V164L156 165H151L152 166V168H150L149 167V169H152V171L150 170H148V171H146V172H144V173H142V174H145V176L143 177V180L141 179V175L139 176V174H140V172L139 171H131V173H130V171H127V173L129 172L130 174H127V177H128V175H130V177H128L127 179H126V176H125V178H122V177H124V175H126V173H123L124 175H122V177L120 176V178H122V183L123 184H125V183H129L130 181L132 182H130L129 184V186L128 185H126V186H128V188L130 187V189L132 190V188H131V186L133 187L134 185V187H138L137 185H139L140 184V182L141 181H139V180H142V183L143 184H145V181H147V180H149V182L151 183V184H153V186L151 185V184H148L147 182H146V184H148L147 186H148V188L149 187H151V188H149L148 190H150V192L154 195V197H153V195H152V200L156 197V195H155V193L156 192H161L160 191V187H162L163 186V184H167L168 183V181L170 182V180H168L169 179V177H168V175H170L171 173H172V175H174V174H177V173H180L182 170L184 171V172H186V173H189V174H191V175H193V174H195V176H197V173L195 172V169H194V167L192 166V163L188 160V156L187 155H185V153H184V149L182 148V145L179 143L180 141V134H179V131H178V123H179V119H181L183 116H185L186 114H187V107H186V105L184 104V95H186V92H187V94H188V91L189 92H193V94H195L197 97H199V100H200V106H202L201 107V109H202V111H205V110H207L211 105H213V106H211V107H214V106H218L219 105V103H221L220 105H224L225 103H223L222 102V100H221V98L217 95V94H215V92L213 91V89L212 88H209L208 87V85H211V83H210V79L208 80V78H210V76H209V74H208V70L209 69H212L213 68V62L211 61V63H210V60L209 61H207V62H209L210 64H208V63H206V65L207 66H205V68L206 69H202V71H201V69L200 70H197V61L194 63V62H191V63H188V62H186V58H185V56L182 54V53H179L180 55H178V52L176 53L174 50H172V47L170 46V44H168L167 42H165L166 40L164 39V41H163V38H165V36H166V30H164V29H162V27H163V25H164V23H163V19H164V17H163V15H161L162 14V10H163V8L165 7V5H166ZM202 5V7H201V5ZM223 3V4H222ZM226 5H225V4ZM188 4V3H187ZM197 4L199 5V6H197ZM3 5V6H2ZM35 6L36 7V9L34 10L33 8H32V6ZM45 5V6H44ZM192 5H190L191 7H192ZM204 5H205V7H204ZM247 5V6H246ZM45 8H44V7ZM228 8H230V10L232 9L231 7H233V9L232 10H234L233 12L235 13H232L230 10H228L226 7ZM249 6V7H248ZM254 9H256V10H259V12H257V13H259V14H257V16L256 15H254L255 14V9L252 11V8ZM263 8H262V7ZM34 7V8H35ZM115 7V6H114ZM114 7H112V9L114 8ZM224 7V8H223ZM32 8V9H31ZM201 8H203V9H201ZM206 10H205V9ZM226 8V9H225ZM34 10V12H36L37 14H35V15H37L36 17H35V15L32 13V11ZM48 9V10H47ZM115 9V8H114ZM179 9V10H178ZM198 9H199V11H198ZM4 10V11H3ZM30 12H29V11ZM72 10H74V12L76 13V11H78V12H80V14L77 16L76 14L78 13H74V12H72ZM237 10V11H236ZM43 13V16H41L42 14H40L39 15V13ZM41 11V12H40ZM114 12H116L115 10H113ZM138 11V12H137ZM202 11V12H201ZM203 11H204V13H203ZM206 11V12H205ZM252 11V12H251ZM5 12H7L8 13V15H7V13H6V17L4 16L5 14ZM30 13L31 15H32V17H35L34 18V20L32 19V17H30V14L28 15V17L26 18V15H27V13ZM68 12V13H69ZM161 12V13H160ZM248 12L250 13V14H253V17H252V15H250V14H248ZM26 13V14H25ZM53 13V12H52ZM75 15H74V14ZM137 15H136V14ZM195 13V12H194ZM206 13V14H205ZM243 13H245V14H243ZM23 14H25V15H23ZM196 14V15H197ZM204 14V15H203ZM209 14V15H208ZM261 14V15H260ZM3 15V16H2ZM72 15H73V17H72ZM202 15H203V17H202ZM243 15H246V17H244ZM248 15V16H247ZM249 15H250V17H251V19H250V17H249ZM226 16H229V18L230 19H225L226 18ZM4 17V18H3ZM10 17V18H9ZM22 17L24 18V19H28L29 21H31V20H33V21H31V23L33 22V25H35L34 26V28L36 27V25H38V23H39V26L41 27V26H43L42 28L45 30V31H47V33L48 32H50L51 34H46V32L42 29L41 31H39L38 29H36L35 28V30L38 32L39 31V33L40 32H42V34H44L45 36L43 37V35H41V34H37V32L35 33V32H33V30H34V28L33 29H30L31 27H32V24L31 23H29L28 21V23L30 24V26L31 27H27L29 24L26 22V20L24 21V22H26L27 23V26L26 25H24V23L22 22L23 20H22ZM40 17H43V18H45L46 20L43 22V18H40ZM63 17V16H62ZM86 17H88L87 19H86ZM101 17V18H100ZM235 19L236 18V20H237V23H236V21H235V25L233 24V19ZM241 17L243 18V20L241 19ZM30 18V19H29ZM38 18H39V20H38ZM89 18H90V20H89ZM99 18H100V20H99ZM174 18V17H173ZM223 19L222 21L223 22H221L220 21V19ZM246 18V19H245ZM262 18V19H261ZM0 19V25L2 24V23H4V21H2ZM41 19V20H40ZM74 19V20H75ZM161 19V20H160ZM176 19V18H175ZM203 19H205V20H203ZM241 19V20H240ZM247 19H250V21H248V22H250L249 23V25H248V22H247ZM128 20L130 21V23L128 22ZM160 20V21H159ZM229 20H231V22L229 21ZM37 23V24H35V22ZM42 21V22H41ZM77 20H75V22H76ZM78 21L76 22V23H78ZM101 21V22H100ZM218 21H220V22H218ZM225 21V22H224ZM239 21H240V24H239ZM2 22V23H1ZM74 22V23H75ZM89 22V23H88ZM90 22H92V26H91V24H90ZM132 22V23H131ZM161 22V23H160ZM204 22V23H203ZM218 22V24L217 25H214V24H216ZM227 22H229V23H227ZM244 22V23H243ZM40 23H41V25H40ZM103 23V24H102ZM110 23V22H109ZM129 23V24H128ZM203 23V24H202ZM220 23V24H219ZM246 23V24H245ZM261 23V24H260ZM13 24V25H12ZM19 24H20V26H19ZM85 24V25H84ZM107 24V25H106ZM159 24H161V25H159ZM224 24H226V26H229V27H224ZM229 24V25H228ZM230 24H231V26H230ZM252 24V25H251ZM12 25V26H11ZM89 26V28L88 27H86V26ZM142 25V26H141ZM145 25V26H144ZM201 25V27L199 28V26ZM214 25V26H213ZM233 25V26H232ZM236 25H237V27H239V25L240 26H242V27H239L240 28V30L238 31V29H237V27H236ZM254 25V26H253ZM17 26V27H16ZM72 27V28H70V27ZM79 26L81 27V28H83L82 30H80V28H79ZM86 28H85V27ZM110 26V27H109ZM210 26L212 27V31L210 30L211 28H210ZM215 26H218V27H215ZM221 26H223V27H221ZM22 27H24L25 29L23 30L22 29ZM38 27V26H37ZM92 27V28H91ZM113 27V26H112ZM220 27L222 28V30L220 29ZM236 27V28H235ZM39 28V27H38ZM76 28H77V30H76ZM87 29V30H91L89 33H91V34H87V30H85V29ZM140 28V29H141ZM213 28H214V30H213ZM215 28H217V30H215ZM11 29V28H10ZM32 30V31H30V30ZM41 29V28H40ZM233 28H232V32H233V30H234ZM27 32H26V31ZM73 30H75V31H77V32H75V31H73ZM107 30V31H106ZM205 30L207 31V30H210V31H208V32H205ZM248 30H249V32H248ZM260 30V31H259ZM44 31V32H43ZM81 31V32H80ZM83 31V32H82ZM108 31H109V33H108ZM213 31H215V32H213ZM222 32V34H223V38L225 39V41H224V39H222L221 38V32ZM236 31L234 32V33H231V37H230V39L232 38V40L233 41H235L234 39H236V38H238L239 37V35H237V33H236ZM251 31V32H250ZM16 32H17V34H16ZM29 32V33H28ZM92 32H93V34L95 35L94 37L93 36H91V35H93L92 34ZM218 32V33H217ZM76 33H78V34H76ZM220 33V34H219ZM235 33H236V35H235ZM242 33V32H241ZM246 33H248V34H246ZM74 34V35H73ZM123 34H125V33H123ZM127 34V33H126ZM240 34V33H239ZM252 34V35H251ZM20 35L21 36H23L22 38L24 39L25 38V40H23L22 38H21V40L19 39V37H20ZM46 35H48V36H50L51 38H52V41H51V39H50V37H49V39H46V38H48V36L46 37ZM88 35V36H87ZM109 35V36H108ZM225 35V36H224ZM248 35V36H247ZM254 35V36H253ZM261 35V34H260ZM91 36V37H90ZM98 36V37H97ZM41 37H43V39L41 38ZM89 37H90V39H93V42H95V44L93 45L92 43H88V42H90L89 40ZM220 37V38H219ZM45 38V39H44ZM67 38H68V36L66 37V39L65 40H67ZM96 38V40L94 41V39ZM97 38H99V40L97 39ZM217 38V39H216ZM253 38V39H252ZM256 38H257V36H256ZM19 39V40H18ZM89 39V40H88ZM121 40L122 42H120L119 40ZM213 39H215V40H213ZM229 39V40H230ZM245 39V38H244ZM84 40H86V41H84ZM101 40V41H100ZM254 40H256V39H254ZM20 41H22V43L23 44H21L20 45ZM43 41V42H42ZM48 41V42H47ZM222 41V43H219V42H221ZM247 41H246V43H247ZM79 42V43H78ZM84 42V43H83ZM102 42V43H101ZM210 42L208 43L209 45L207 46V48H208V50H210L209 49V46H210V48H211V46H214L213 44H211L210 45ZM229 42H231V41H229ZM228 42V43H229ZM52 43H54V44H52ZM88 43V45H86ZM97 43V44H96ZM98 43H99V45H98ZM123 43V44H122ZM228 43H226V44H228ZM245 43V42H244ZM43 44V45H42ZM51 44V45H50ZM55 44H57L56 46H55ZM89 44H91V45H93L92 47H94L95 45V47L96 48H92V47H89ZM215 44V43H214ZM225 44V45H226ZM231 44V43H230ZM11 45V46H10ZM23 45V46H22ZM77 45H80L79 47L77 46ZM86 45V46H85ZM90 45V46H91ZM101 45H102V48L103 49H101L100 47H101ZM217 45H215V46H217ZM218 45V46H219ZM235 45V44H234ZM237 46H235V47H238L239 49H241V50H239L240 52H242V53H244V52H248V55L250 54V51L248 50V51H246V49H244V47H243V44L241 43V46H242V48L240 47V44H236ZM244 45V46H245ZM77 46V47H76ZM98 46V47H97ZM105 46V47H104ZM217 46V47H218ZM22 47V48H21ZM121 47H123L124 49H120ZM232 47H233V44H232ZM235 47H233L235 50L237 49V48H235ZM90 48V49H89ZM100 48V49H99ZM171 48V49H170ZM18 49V50H17ZM81 49V50H82ZM93 49V50H92ZM119 49H120V51H119ZM13 50V51H12ZM51 50L53 51V53L51 52ZM109 50V51H108ZM169 50V51H168ZM107 51V52H106ZM112 51H115V52H112ZM238 51V49L236 50V52H237V55L238 56H241L240 55V53H238L239 52ZM9 52V53H10ZM97 52V53H98ZM106 52V53H105ZM169 52H170V54L171 55H169ZM51 53H52V55H51ZM94 53V52H93ZM102 53V54H103ZM113 53H115V54H113ZM120 53V54H119ZM157 53V54H156ZM241 53V54H242ZM11 54V53H10ZM42 54H43V56H42ZM54 54V55H53ZM182 54V55H181ZM245 55H244V57H243V54H242V57H243V63L241 62V60H240V63H239V65L242 63V66L240 65L239 67L240 68H238L237 67V65H238V62H234L233 64H237L236 65V67L238 68V69H244V70H246L249 74H250V71H251V76H254V75H252V68L250 67L251 66V63H249L250 61H248L249 59H246V58H248V56L246 55V53H244ZM50 55H51V57H50ZM173 55V56H172ZM114 56H116V57H114ZM118 56V57H117ZM183 56V57H182ZM24 57V58H23ZM246 57V58H245ZM112 58V59H113ZM245 58V59H244ZM50 59L52 60V61H50ZM127 59H128V57H127ZM24 60V61H25ZM177 60V61H176ZM128 61H129V59H128ZM248 61V62H247ZM113 62H114V59H113ZM177 62V63H176ZM80 63V62H79ZM195 65H194V64ZM249 63V64H248ZM243 64L245 65V67L243 66ZM32 65H34V66H32ZM210 65V66H209ZM118 66V67H119ZM212 66V67H211ZM234 66L235 65H233V68L231 69L232 71H234L233 69H237L236 67L234 68ZM242 67V68H241ZM57 68L58 69H60V73H61V71L63 72V73H61V74H59V71L57 70ZM120 68V67H119ZM209 68V69H208ZM246 68V69H245ZM36 69V68H35ZM52 69V70H51ZM199 69V68H198ZM208 69V70H207ZM248 69V70H247ZM125 70L127 71V69L125 68ZM149 71V70H148ZM206 71V72H205ZM236 71V73H241L239 70H235ZM238 71V72H237ZM246 71H242L245 75H243V78H241L240 79V81L243 79V81H244V83L243 84H245L246 82H247V84L246 85H244V86H246V87H251V92H252V90H255L254 92H252L253 94H252V99H251V92H250V88H248L249 90H247V88L244 90L243 89V86L241 87L243 90L241 91V94L244 92V91H247V92H245L244 94H242L241 95V97L242 98H245V97H243V95H247V93H249L247 96H249L250 97V99H249V97L248 98H245V99H247L246 100V102L244 101V99H242L241 100V97L240 96H237L238 98L240 97V99H238V100H232V105H231V103H230V105L232 106L231 108L233 109V107H235L237 104H239L238 102H240V104L242 103L241 101H243L244 103L243 104H241L242 105V107L240 108L239 106H240V104H239V106H236V107H239L238 109L235 107L234 108V110L235 109H237V110H239V109H242L246 104L245 103H247L249 100V102H248V104L247 105H249V106H245L244 108L247 110V112L248 111H250L249 113H250V115H251V117H249V123L250 122H253L254 120H256L257 119V122H262L263 120H264V117H263V115L264 114H262L261 115V113L260 112H262V109H263V106H262V109L261 108H259V106H261L262 104H263V98H264V89H263V87L264 86H262V84L260 85L259 84V86H257V88L259 89V91H257V88L255 87L257 84L256 83H254V84H249L248 82H249V78H251V77H249V74H246ZM37 72H38V70H37ZM149 73V76L147 75ZM199 73H201V74H199ZM242 73V74H243ZM43 74V75H42ZM151 74V75H150ZM208 74V75H207ZM139 75H140V73H139ZM204 75H205V77L207 76L208 78H204ZM146 76H148V77H146ZM203 76V77H202ZM245 76V77H244ZM248 76V77H247ZM49 78V80H48V78ZM61 77H62V79H61ZM245 78V79H244ZM145 79V80H144ZM180 79H182V80H185V82L187 83V84H189L188 82H191V80H193V81H195L196 82V84H198L199 86V88H200V90L198 89L197 90V92H195V90L194 89H191L192 87L189 85H187L188 86V88H186L185 86H186V84H184V82L183 83H181L180 82ZM144 80V81H143ZM43 81H44V83H43ZM192 81V82H193ZM207 81H209V82H207ZM40 82H41V84H40ZM194 82V83H195ZM205 82H206V84H205ZM208 83H210V84H208ZM261 83V82H260ZM40 85V86H37V85ZM185 85V86H183V85ZM242 84V83H241ZM242 84V85H243ZM42 85V86H41ZM45 85V86H44ZM247 85H249V86H247ZM255 85V86H254ZM159 86V87H158ZM254 86V87H253ZM261 86V87H260ZM191 87V88H190ZM158 88V89H157ZM245 88V87H244ZM255 88V89H254ZM192 91H191V90ZM212 89V90H211ZM261 89V90H260ZM36 90V91H35ZM157 92V93H156ZM212 92V93H211ZM229 92H230V89H229ZM255 92H256V95H258V97H261V98H258V97H256L255 98ZM260 92H262L263 93V97L262 96H260ZM144 93V94H145ZM152 93V94H151ZM231 93V92H230ZM145 94V95H146ZM253 95H254V98H253ZM154 96V95H153ZM168 97V98H167ZM171 97V98H170ZM202 97V98H201ZM213 97H215V98H213ZM219 97V98H218ZM235 99H236V97H234ZM34 99L32 100L33 102H35L34 101ZM169 101H168V100ZM220 99V100H219ZM69 100V101H68ZM216 100V101H215ZM241 100V101H240ZM236 101V102H235ZM253 101V102H252ZM262 101V104H260V102ZM209 102H211L210 104H208ZM250 102H251V104H250ZM255 102V103H254ZM259 102V103H258ZM237 103V104H236ZM257 103V104H256ZM164 104V105H163ZM216 104V105H215ZM259 104V105H258ZM158 105V106H159ZM229 105V102H227V106L229 107L230 106ZM252 105V106H251ZM28 107V106H27ZM26 107V110L24 111V110H22L21 109V111H20V109H19V115H20V113H21V120H20V123H21V125L23 126V130H21V132H19V128H17V127H15V129L13 128V130L12 129H10L9 128V130L10 131H13V132H15V130H17L16 131V133L17 132H19V134L20 133H22L24 130H26V131H30V130H32V129H30V126L31 125H34V121L36 120L35 119V116H34V118H32L33 117V113H32V111L31 112H29L28 110H29V108L31 107V105L29 106V108H27ZM210 107V108H211ZM248 107L250 108L249 110H248ZM20 108V107H19ZM23 108V107H22ZM25 108V107H24ZM186 108V109H185ZM206 108V109H205ZM28 109V110H27ZM32 109H33V107H32ZM31 109V110H32ZM253 111H252V110ZM261 109V110H260ZM74 110V111H73ZM260 110V111H259ZM26 113V111H28L27 112V114L26 115H28V116H30V113H31V118L29 117V119H28V117L27 116H24V112ZM78 111V112H77ZM86 113H85V112ZM163 111H164V113H163ZM83 112H84V114H83ZM252 112V113H251ZM254 112H255V114H254ZM143 113H141L140 115H139V118H141L140 120H143L146 116H143L142 115ZM80 115V116H79ZM141 116V117H140ZM142 116H143V119H142ZM254 116H255V118H254ZM258 116V117H257ZM0 121L2 122V118H3V116H1L0 115ZM85 119H84V118ZM81 118V119H80ZM164 118V119H163ZM261 118V119H260ZM5 119V118H4ZM3 119V121L6 123L7 121H5ZM80 119V120H79ZM260 119V120H259ZM85 120V121H84ZM80 121H82L84 124H82V122H81V124H80ZM126 121L127 120H123V123L125 122L126 123ZM203 122H202V125H204V127L202 128V130L203 129H207V131L206 130H204V131H206L207 133H210V130H209V132H208V129H210L209 128V123L207 122V121H205V120H202ZM0 122V123H1ZM122 122V121H121ZM5 123H3L4 125H5ZM249 123H247V124H249ZM263 123H264V121H263ZM2 123H1V126H0V128L3 126L4 127V125H3ZM28 124V125H27ZM247 124L245 123V126H247ZM8 124L6 123V125H5V127H10L9 125L7 126ZM92 125V124H91ZM101 125V124H100ZM99 125V126H100ZM103 125V124H102ZM102 125H101V127H102ZM22 126H21V128H22ZM28 126V127H27ZM85 126V127H84ZM103 126H105V125H103ZM121 126L123 127V125L121 124ZM127 126V125H126ZM191 127H189V129H188V131H187V134H188V136H189V139L191 138V140H192V142H194L196 139H198L197 137H198V135H199V132H197L198 131V129L195 127V126H193V125H190ZM206 126V127H205ZM4 127V128H5ZM32 127V126H31ZM128 128L126 129H124L125 131L127 130V132H129V131H133V129L135 128H133V129H131L130 130V128H131V126H127ZM133 127V126H132ZM192 127H193V129H192ZM6 128V129H7ZM103 128V127H102ZM105 128L108 130H106L107 132H109V133H105L106 135H109L110 136V139L111 140H113L114 138H115V136H114V134H113V131L111 132V131H109L110 130V128L109 127H107V126H105ZM104 128V129H105ZM3 129V128H2ZM2 129H0V132H2V131H4V129L2 130ZM64 129H68L67 131L66 130H64ZM122 129V128H121ZM123 129H122V135L125 133V135H123V136H121V138L123 139V140H127L126 142H131V141H133V143H134V141H137V139H136V137H134L135 136V134H133L135 131H133V132H129V133H127V132H123ZM2 130V131H1ZM64 130V131H63ZM86 130H87V128H86ZM85 133H84V132ZM88 131V130H87ZM105 131V130H104ZM5 132H8V131H5ZM31 132V131H30ZM66 132H69V133H66ZM4 133V132H3ZM26 133H28V132H26ZM86 134L87 136H84V134ZM1 134V133H0ZM18 134V133H17ZM29 134V133H28ZM126 134L128 135V136H130L129 138H128V136H126ZM132 134L134 135V136H132ZM211 134V133H210ZM23 135H27V134H25L24 132H23ZM23 135H20V137H22ZM53 135V134H52ZM71 137H70V136ZM25 136H23L24 137V139L26 138V139H29V137H25ZM67 136V137H66ZM68 136L70 137L69 139H68ZM114 138H113V137ZM125 136V137H124ZM22 137V138H23ZM75 138V140H74V138ZM86 137V138H85ZM108 137V136H107ZM89 138V137H88ZM130 138H131V140H130ZM70 139H72V140H70ZM69 140H70V142H69ZM28 141V140H27ZM26 141V142H27ZM71 141H72V143L73 144H71ZM74 141V142H73ZM115 141V140H114ZM113 141V142H114ZM29 142H30V140H29ZM28 142V143H29ZM67 142H69V143H67ZM74 143H76V144H74ZM69 144V145H68ZM87 144V145H86ZM70 145H72V147H68V146H70ZM73 145L75 146V147H73ZM181 145V146H180ZM78 146H79V149H76V148H78ZM91 147V148H88V147ZM116 147H117V145L115 146V148L112 150V152L115 154V155H117L116 157H118V155H121L122 153H124V151H122V149H123V147H121L120 145H118V150H119V152H120V154H119V152L117 153V151H115L116 150ZM72 148V149H71ZM75 148V149H74ZM87 148H88V150H87ZM100 148V149H99ZM181 148L183 149V150H181ZM70 149L72 150V154L70 153ZM87 150V151H86ZM54 151V152H53ZM73 151H75V152H77V154H75V153H73ZM90 151L92 152L91 153V155H88L87 156V154H89L90 153ZM93 151H94V153H93ZM53 152V153H52ZM69 152V153H68ZM85 152V153H84ZM99 152H97V154L99 153ZM101 152H102V150H101ZM104 152V151H103ZM102 152V153H103ZM109 152H111V150H109ZM116 152V153H115ZM186 152V151H185ZM48 153V152H47ZM85 155H84V154ZM102 153H100V154H98V156H101V154ZM75 154V155H74ZM96 154V153H95ZM97 154H96V156H97ZM187 154V153H186ZM82 155V156H81ZM94 155V156H93ZM103 155V154H102ZM110 155V154H109ZM111 155H113L112 153H111ZM115 155H113V157L114 158H116L115 157ZM154 155V156H153ZM85 158H84V157ZM91 158H90V157ZM156 156V157H155ZM187 156V157H186ZM82 157H83V159H82ZM88 157V158H87ZM111 157V156H110ZM112 157V158H113ZM149 157V161L148 162H150L152 159ZM42 158H43V160H42ZM48 158V159H47ZM87 158V159H86ZM24 159V158H23ZM26 160H27V163H28V159L27 158H25ZM24 159V160H25ZM46 159V160H45ZM86 159V160H85ZM96 159V158H95ZM115 160V159H114ZM19 161V163H22V161H20V160H18ZM47 161V162H46ZM91 161V162H90ZM37 162V163H38ZM73 162H74V164H76V165H73ZM85 162V163H84ZM164 162V163H163ZM1 163H3V162H1ZM1 163H0V165H1ZM23 163H25L24 161H23ZM27 163H25V164H27ZM67 163V164H66ZM70 163V164H69ZM79 165H78V164ZM153 163V162H152ZM25 164H23V165H25ZM30 164H31V161H30ZM30 164H28V165H30ZM44 164H46L45 165V167H44ZM63 164V165H62ZM148 164H151V163H148ZM154 164V163H153ZM62 165V166H61ZM67 165V168L65 167ZM61 166V167H60ZM77 166H79V167H77ZM94 168H93V167ZM155 166V167H154ZM0 167H2V170H3V168L5 167V163H4V165H1ZM62 167L64 168L63 170H62ZM99 167L102 169V170H100L99 169ZM148 167V166H147ZM157 167V168H156ZM159 167V168H158ZM161 167H163V169L165 168V171H163V169L161 168ZM168 167H170V168H173V169H171V171L169 170H167L168 171V175L167 176H165L164 177V175L161 177H159L158 175H157V173H159L160 172V174L163 172V174H165L166 175V169ZM42 168H40V169H42ZM61 168V169H60ZM66 168V169H65ZM83 168V169H82ZM90 168H92L91 169V171H90ZM155 170H154V169ZM177 168V169H176ZM44 169H46V170H44ZM60 169V170H59ZM87 169H89V170H87ZM156 169H157V172H154V175L152 176V173H153V171H156ZM159 169V170H158ZM169 169V168H168ZM94 170H97L96 172L94 171ZM104 170V171H103ZM176 170V171H175ZM179 172H178V171ZM181 170V171H180ZM219 170V172H221L220 171V169H218ZM0 171H1V169H0ZM30 171V170H29ZM42 171V170H41ZM86 171H87V173H86ZM94 171V172H93ZM105 171H108V172H105ZM162 171V172H161ZM182 171V172H183ZM24 172V171H23ZM25 172H28V171H25ZM31 173H32V171H30ZM110 172V173H109ZM126 172V171H125ZM132 172H136L137 174H133ZM151 172V173H150ZM165 172V173H164ZM30 173V174H31ZM43 173V172H42ZM97 173V174H96ZM25 174V173H24ZM33 174V173H32ZM31 174V175H32ZM82 174V175H81ZM95 174V175H94ZM132 174V175H131ZM28 178L27 179H29V177H31L28 173L27 174H25ZM29 175V176H28ZM62 175V174H61ZM102 175H104V177L102 176ZM138 175V176H137ZM146 175H148V177H146ZM152 176V177H150V176ZM102 176V177H101ZM113 176V177H112ZM171 176V175H170ZM194 176V175H193ZM1 177H3V172H2V174H0V178ZM22 177H25V176H22ZM101 177V178H100ZM132 177V178H131ZM134 177V178H133ZM140 178V179H138V178ZM154 177V178H153ZM164 177V178H163ZM32 178V177H31ZM50 179V181H49V179ZM100 178V179H99ZM105 178V179H104ZM115 178V177H114ZM113 178V179H114ZM120 178H119V180H120ZM152 180H151V179ZM147 179V180H146ZM155 179H159V181H157L156 183L154 182L155 181ZM161 179H165V180H161ZM123 180H125L124 182H123ZM127 180H129V181H127ZM135 180V181H134ZM137 180H138V182H137ZM152 182H151V181ZM166 180H167V182H166ZM2 181H3V178H2ZM2 181H0V182H2ZM82 181H84V179H82L81 180V182ZM92 181H93V179H92ZM91 181V182H92ZM98 182L97 181V185L95 186L94 184L93 185H91L90 183H88L89 185H91V186H89L88 185V190L89 191H91V189H92V191H91V194H92V192L94 193V194H99V192H101L102 190H104L103 188H105L104 186H102V183L101 182ZM112 181H114V180H112ZM112 181L111 182H107V184L105 183V186L107 187L108 186V183L109 184H111L112 183ZM127 181V182H126ZM160 181H162V182H160ZM17 182H19L18 183V185L20 184V181H17ZM16 182V183H17ZM52 182V183H51ZM96 182V181H95ZM3 183V182H2ZM11 185H12V183H15V181H12V183L11 182H9ZM13 184V186H15L14 188H17L16 186H17V184ZM49 183V184H48ZM83 183H86V181L85 182H83ZM98 183H99V185H98ZM140 184V186H142V188L144 189V185L143 184ZM157 183H160V184H162V186H160L159 184V186H157ZM10 184H8V182H6L5 184H3L2 186L0 185V187H2L1 188V190L3 191V193L0 191V200L1 199H5V197L7 198V196L6 195H4V193H6L7 195L9 194V198H11V199H15V201H17L18 200V198L21 200H25L28 196L30 197H28L27 199H26V201H24V203H29V201H31V199L32 198H34V201H36L34 204H37L38 202L40 203H42V200H43V202L45 201V198H46V194H44L45 193V189H39V188H37V189H39V190H36V189H34L33 190V187H31V188H28L27 189V185H24L23 183H22V186H21V184H20V186L22 187V189L24 190V192L23 193H21V192H18L20 195H21V197L22 198H20L19 197V194L16 196V194H13L14 193V191L15 192H17L19 189H21V187L19 188V186H18V189H12L13 188V186H10ZM55 184H56V186H57V188H55L56 186H55ZM100 184H101V188L99 187L100 186ZM131 184H133V185H131ZM169 184V183H168ZM103 185H104V182H103ZM181 185V186H180ZM183 183H179V184H177V186L175 187L176 189L173 191L176 195H177V193H179V192H177V191H179L182 187H183ZM23 186H24V188H23ZM139 186V187H140ZM146 186V187H147ZM165 186H168V185H165ZM165 186H163L164 188H165ZM180 186V189L178 190L177 188ZM30 187V186H29ZM49 187H52V188H49ZM59 187V188H58ZM87 187V186H86ZM145 187V189H147ZM155 187H159V190L158 191H155ZM170 185H169V189H168V191L170 192ZM172 187H174V186H172ZM36 188V187H35ZM94 188V189H93ZM96 188L98 189V190H96ZM99 188H100V191H99ZM136 188H134L133 189V191L136 189ZM141 188V187H140ZM153 188H155V189H153ZM164 188H162V189H164ZM30 190L31 192H29L28 191V193H26L25 194V192H27V190ZM143 189H142V191H143ZM151 189H152V191H151ZM242 189H244V188H242ZM11 190H13V192H11ZM33 190V191H32ZM87 190V191H88ZM94 190H96L95 192H94ZM139 190V189H138ZM138 190H135V191H137V193H139L138 192ZM167 190V189H166ZM166 190H165V192L163 193H160V194H162V195H160L159 193L157 194V198H158V195L160 196L158 199H162V197L165 199V201H167V203L168 204H166L165 202H163V206H164V203L166 204V206H168V207H165V209H167V210H165V209H160V210H158L159 208H158V205H157V203H156V200H157V202H158V199L157 198H155L156 200H154L155 202H154V205L156 204V207L158 208V209H152V210H154V212H151V211H149V212H151V214H149L148 216H146L147 214H145V215H143V213H141V211H140V209L139 208H136V207H140V206H136L135 207V203H134V205H133V203H131V206L130 207H128V210H127V207H125V206H127V205H125V203H127V201L129 202V198H128V200L125 202V201H123V200H126V198H123V200L121 199V201H123L122 203H121V205L118 207V208H120L121 207V210L119 209V211H120V213H117V214H115V219H116V216H119V215H121V218H123V219H126V221L128 222L129 220H130V222H131V224L128 222V225H129V228H130V230H132L133 232H135V234L138 232V233H140V234H136V235H138V237L140 238V236H141V238H142V241H140L141 243L143 242V243H145L146 244V242L150 245V247L148 248V249H150V250H148L147 249V247H146V245H144V244H142V245H144L145 247H146V249H144V253H143V255L141 254V258L143 259V261H144V263L145 264H184V262H183V260H182V257H183V259H184V251H185V254H187L186 255V258H188V260L186 261L187 263L186 264H189V262L191 261V260H194V259H191V258H197L196 260H194V262H193V264H203V262L205 263V264H220V260H221V253H222V250H223V246L221 247V245H219V244H217V243H214L213 242V240H212V233H211V229L213 228V227H216V231L217 232H220V231H222V233L220 232L219 234H224L225 236L227 235V244L230 246V247H233L235 250H236V255H237V258H238V264H264V256H262L261 255V253H262V251H264V205L262 206V205H259L258 207H256V208H251L250 207V205H246V206H243V205H241V202L240 201H237V200H234V199H229V195H227V193L226 192H223V193H221V194H219V196L217 197V199L219 200H217V203H215L216 204V206L222 211V215H223V219H222V223L221 222H219L218 220L216 221V218H214V205L213 204H211V206H210V203L208 204V208L207 207H205V210H203L202 211V213H201V217H200V219L198 218V221H197V223H198V225H197V223H196V225H197V229H198V231H200V237H199V239L201 240L202 238H204L205 240H207V241H205L204 239H202V241L204 240L205 241V244H207V245H205L206 246V254L207 255H205L204 257H207V258H202L203 257V255L200 257L198 254L196 255L195 253V250L193 251L192 249H188V250H185V248H186V245H187V243H185V242H187L186 241V237L188 236V234L190 233V229H191V227L194 225V221H195V219L192 217V213H193V206L191 205H189V204H187V202L186 203H184L185 202V200H184V202H181V199L178 201V199H177V201L179 202H176L175 200L176 199H174V197L176 198L177 196H175L174 194V197H173V195H171V193H173L172 192V190H171V192L170 193H167L166 192ZM186 191V188H185V186H184V188L182 189V190H180L181 191V194H183V193H185L184 191ZM4 191H6V192H4ZM106 191V192H105ZM105 191L102 193L101 192V194H102V196H101V194L100 195H96V197H95V199H94V196L95 195H92V197H89L88 198V196L86 195L85 196V198L88 200H84L85 198L83 197V195L81 196V198H83V200L81 201V199H80V203L79 202H75L76 204V206H78L79 204L80 205H82V204H86V207L87 208H89V209H87L86 211H85V208L86 207H84V208H82V206H78V209L77 208H75V205H74V203H73V205H71L68 209H70V210H67L66 211V214H65V217H67L66 215H68L69 217H67L66 218V221L64 222V220H65V217L63 218V222H62V220H61V224H59V222H58V220H56V216H54V213H52V212H50V211H45V210H43L42 209V211H41V209H40V211L38 210L39 208H37V209H34V211H33V202L34 201H32V202H30L31 203V210L29 209V210H27V213H24L23 212V214L22 213H20L22 216H20L19 215V217H18V212L16 213V210H11L10 209V207H8L9 208V210H11V211H13L14 213H16L17 215H14V213L13 212H10L9 210H7V208L4 210V207H3V210L1 209L0 210V225H3V227H4V225L5 224H7L8 222L6 221V220H10L9 222H10V225H9V223H8V227H4L2 230L0 229V247H1V249H2V251H0L1 253V255H0V258H1V263L0 264H10L11 263V261L13 262V263H11V264H18L19 263V261H20V263L19 264H31L32 262H34L33 264H35V263H41V264H88V261H90V262H92V263H89V264H105V261H104V258H106V243H107V241L108 240H110L111 238L109 237V239L106 241V236L108 235H110V234H112V232H108V231H110L111 230V228L113 229V225H111V224H114L113 222H111V219H110V221H109V216L111 215V218L113 217L112 215V213H111V210H112V208L116 205V202H115V204H114V199L112 198V196L111 195H106L107 194V189L105 188ZM134 191V192H135ZM154 191H155V193H154ZM183 191V192H182ZM8 192V193H7ZM9 192H11V195H10V193ZM43 192V193H42ZM141 192V191H140ZM147 193H148V191H146ZM242 193H244V190L243 191H241ZM108 193H109V191H108ZM136 193V192H135ZM144 193H145V191H143V194L142 195H144ZM151 193H149V194H151ZM167 195H169V196H167ZM226 193V194H225ZM22 194H24L23 196H22ZM42 194H43V196H42ZM87 194V193H86ZM88 194H89V196H91L90 195V193L88 192ZM104 194V195H103ZM146 194V193H145ZM4 195V197H2ZM28 195V196H27ZM136 195V194H135ZM147 196H148V194H146ZM146 195H144L145 197H146ZM183 195H185V194H183ZM27 196V197H26ZM100 196V197H99ZM105 196V197H104ZM111 196V198H112V200H111V198L109 199L108 197H110ZM178 196H180L179 194H178ZM18 197V198H17ZM26 197V198H25ZM32 197V198H31ZM43 197V198H42ZM99 197V198H98ZM102 197H104V198H102ZM259 196H255V198L257 199ZM181 198V197H180ZM260 199H257L256 201H258V200H260V201H258L259 203H262L263 201H264V199H262V197H259ZM38 199H40V200H38ZM93 199V200H92ZM96 199H100L99 200V202L101 201L102 202V204H101V202H100V204L98 205V201L96 200ZM146 199V198H145ZM164 199H162V200H164ZM263 201H262V200ZM33 200V199H32ZM103 200H108V201H103ZM109 200L111 201V202H109ZM149 200H151V197L149 196V199H148V202H149ZM12 201H14V200H12ZM19 201V200H18ZM85 201H87V203L85 202ZM93 201H95V202H93ZM112 201H113V204H112ZM159 201H161V200H159ZM182 201H183V199H182ZM83 202H85V203H83ZM125 202V203H124ZM181 202V203H180ZM82 203V204H81ZM91 203V204H90ZM104 203H106L105 205H104ZM108 203H110V206L108 205ZM123 203H124V207H123ZM150 203H153V202H150ZM91 206H90V205ZM97 204V205H96ZM128 204V203H127ZM111 205H113V207L111 206ZM139 205V204H138ZM192 207L191 208V210H190V207ZM93 206V207H92ZM97 207V208H95V207ZM100 206H103V208L102 207H100V208H102V209H100L99 207ZM109 206V208L111 209V210H109L107 207ZM134 206V207H133ZM163 206H162V208H163ZM72 207L73 208H75V209H73V212H72ZM122 207H123V209L125 210V212L123 211V209H122ZM160 208H161V206H159ZM210 207V208H209ZM228 207H230V209H231V211H229L228 210ZM1 208V207H0ZM79 208H81V209H79ZM100 210H99V209ZM106 208V209H105ZM118 208H117V210L115 211V212H119L118 211ZM141 208H142V206H141ZM76 209H77V212L78 213H76V214H74V217L72 216V218L70 219V216L71 215H69L70 213L69 212H71V214L73 215V213H75L76 212ZM82 209H84V212H82L83 210ZM7 210V211H6ZM88 210H90V211H88ZM96 210V211H95ZM110 211V213H108V218L106 217L107 216V211ZM127 210V211H126ZM142 210V209H141ZM158 210V211H157ZM165 210V211H164ZM39 211V212H38ZM81 213H80V212ZM88 211V212H87ZM94 211L96 212V213H94ZM105 211H106V213H105ZM135 211H138V213H141V215H140V217H138L139 215H137L136 216V213L137 212H135ZM156 211H157V213H156ZM9 212V213H8ZM30 212V213H29ZM42 212V213H41ZM101 212V213H100ZM114 212V213H115ZM129 212H130V214H129ZM132 212V213H131ZM135 212V213H134ZM142 212H143V210H142ZM162 214L161 215V217L162 218H160L161 219V221L159 222V218H157L160 214ZM161 212H163V213H161ZM13 213V214H12ZM32 213V214H31ZM51 213H52V217L54 216L55 217V219H54V217L51 219L49 216H51ZM69 213V214H68ZM88 213V214H87ZM92 213H94L93 215H91ZM137 213V214H138ZM153 213H155L154 215H156V216H154L153 215ZM27 214V215H26ZM32 216H31V215ZM78 214V215H77ZM80 214V215H79ZM98 214V215H97ZM122 214H123V216H122ZM126 214L127 215H130L131 217H128V216H126ZM157 214H158V216H157ZM12 215H14V216H12ZM29 215V216H28ZM49 215V216H48ZM88 215V216H87ZM100 215V216H99ZM103 215H104V219H103ZM125 215V216H124ZM133 215H135V216H133ZM16 216V217H15ZM40 216V217H39ZM77 218H76V217ZM84 216V217H83ZM87 216V217H86ZM93 217L94 219L96 218L97 220H94L93 218H92V220L94 221V223H95V225H97V226H94V223L92 222V220L90 221L89 219L91 218V217ZM98 216V217H97ZM154 216V217H153ZM39 217V218H38ZM79 217V218H78ZM83 217V222L81 221L82 218ZM106 217V218H105ZM113 217V218H114ZM129 219H128V218ZM135 218V220H137V218L138 219H140L141 217V220H137V223H134V222H136V221H133L134 220V218ZM157 219H156V218ZM75 218V219H74ZM88 220L87 221V223H86V220ZM103 220H102V219ZM113 218H112V221H113ZM143 218H145V220H149V218H152V219H150L149 220V222L148 221H145V223L146 222H148L147 224H144L143 226H140L141 225V223H143L142 222V219ZM32 219V220H31ZM77 219H80V220H77ZM108 219V220H107ZM11 220H12V222H11ZM15 220V221H14ZM29 220H31V221H29ZM54 220H56V222H54ZM76 220V221H75ZM98 220H99V222H100V224L98 223L97 224V222H98ZM108 222H107V221ZM151 220H154V221H152L151 222ZM156 220L158 221V222H156ZM162 220H163V222H162ZM6 221V222H5ZM26 221H27V224H26ZM33 221V222H32ZM52 221V222H51ZM81 224H83V226L81 227L80 225V223ZM103 221L105 222V224L106 223H109V225H108V231H107V229H106V227H103ZM139 221V222H138ZM4 222H5V224H4ZM25 222V223H24ZM51 222V223H50ZM53 222L56 224L57 222H58V224H56L55 226H53ZM68 222H70V223H68ZM75 222V223H74ZM85 222V223H84ZM89 222H91V223H89ZM111 222V223H110ZM32 223V224H31ZM72 223V224H71ZM154 223V224H153ZM158 223V224H157ZM162 223V224H161ZM22 224H24V225H22ZM49 224L50 225H52L54 228L56 227L57 228V230H56V228H55V230L56 231H52V229H54L52 226H50L49 227ZM66 224H67V226H68V228H66L67 226H66ZM76 224H79V226L78 225H76ZM85 224V225H84ZM102 224V225H101ZM151 224V225H150ZM153 224V225H152ZM157 224V225H156ZM159 224H161L160 226H159ZM60 225V226H59ZM73 225V226H72ZM74 225H76V226H74ZM91 225H93L92 226V229L94 228L96 231H94V230H92L91 229ZM110 225H111V228H110ZM134 225V227H132ZM148 226V228L146 227V229H142V227H144V226ZM20 226H22L21 227V231L19 230L20 228H18V227H20ZM63 226V227H62ZM71 226V227H70ZM90 226V227H89ZM101 226V227H100ZM132 228H131V227ZM199 226V227H198ZM24 227H26V230H24ZM29 227V228H28ZM59 227L61 228V229H59ZM80 228V230L78 229V228ZM83 227H85V228H83ZM151 227H153V230H151V229H149V228H151ZM156 227V228H155ZM70 228V229H69ZM83 228V229H82ZM98 228H100V229H98ZM128 228V227H127ZM158 228V230H156V232H155V229H157ZM200 228V229H199ZM49 229V230H48ZM75 229V230H74ZM82 229V230H81ZM86 229V230H85ZM104 229H106V230H104ZM135 229V230H134ZM136 229H137V232H136ZM148 229L150 230V231H148ZM19 230V231H18ZM23 230H24V232H23ZM29 230V231H28ZM77 230V231H76ZM88 230V231H87ZM90 230H92V231H90ZM104 230V231H103ZM201 230H202V232H201ZM18 231V232H17ZM46 231H48V232H46ZM70 231V232H69ZM76 231V232H75ZM94 231V233H92ZM113 231V230H112ZM148 233H146V232ZM23 232V233H22ZM50 232V233H49ZM55 232V233H54ZM73 232H75L74 234H72ZM84 232L87 234H84ZM88 232H89V234H88ZM158 232H160V233H158ZM18 233H20V234H18ZM72 235H71V234ZM90 233H92V234H90ZM154 233H155V235H154ZM22 234V235H21ZM83 234V235H82ZM157 234V235H156ZM202 234V235H201ZM74 235V236H73ZM82 235V236H81ZM85 235V237H83ZM158 235H160V236H158ZM22 236H25V237H22ZM142 236H144V237H142ZM147 236H148V239H147ZM152 236V238L150 239V237ZM159 237V239H157L158 237ZM202 236V237H201ZM17 237V238H16ZM75 237V238H74ZM80 237H81V239H80ZM86 237H89V238H86ZM93 239V240H97L98 239V241H100V242H98V243H100V244H102V245H100V244H98L97 246H95V248H93L94 247V245L97 243H94L95 241H93V240H90V239ZM95 238H97V239H95ZM141 238H140V240H141ZM154 238V239H153ZM85 239V240H84ZM144 239H146V241L144 240ZM150 239V240H149ZM155 241H153V240ZM199 239H198V241H199ZM210 239V240H209ZM88 240V241H87ZM90 240V241H89ZM104 240L106 241V243H103L104 242ZM149 240V241H148ZM158 240V241H157ZM212 240V241H211ZM88 242V245L86 246V244H85V242ZM91 241H93V244H92V242ZM153 241V242H152ZM197 241V240H196ZM201 241V242H202ZM204 241H203V243H204ZM86 242V243H87ZM89 242H91V243H89ZM150 242V243H149ZM199 243H200V241H199ZM211 243V244H210ZM51 244V245H50ZM54 244V245H53ZM59 244V245H58ZM62 244V245H61ZM105 244V245H104ZM147 244V245H148ZM209 244V245H208ZM216 244V245H215ZM52 246L51 248H50V246ZM61 245V246H60ZM64 245V246H63ZM91 245L93 246V247H91ZM48 246V247H47ZM59 246V247H58ZM62 246H63V248H65V250H63L62 252L60 251V250H62L63 248H62ZM101 246V247H100ZM104 246V247H103ZM208 246V247H207ZM7 249H6V248ZM55 247H57V248H55ZM89 247V248H88ZM97 247V248H96ZM99 247V248H98ZM24 248L25 249H29V251H25L24 250ZM42 250H44V251H42ZM43 248H45V249H47V250H45V249H43ZM62 248V249H61ZM88 249V250H86V249ZM121 246L119 245V247L117 246L115 249L116 250H114V254L115 255H117L116 257H114V259L112 260L113 261V263H112V261L110 262V264H127V260H128V256H129V253H128V250H125L126 249V247L123 249V250H121ZM188 248V247H187ZM207 248H208V250H207ZM48 249L50 250V252L48 251ZM55 249V250H54ZM58 249H60L59 251H58ZM38 250H41V252H42V254H45V253H49L48 255H42V254H40L41 252H39ZM55 251L56 252V254L55 253H53V254H55L53 257L51 256L52 255V251ZM75 250V251H74ZM91 250V251H90ZM124 250H125V252H124ZM190 250H192V252H190ZM5 251V252H4ZM18 251H24V253H23V255L24 254H26L25 256H24V259H22V253L21 252H18ZM48 251V252H47ZM105 251V252H104ZM146 251V252H145ZM9 252V253H8ZM20 253L19 255H17L18 253ZM28 254H30V255H28ZM45 252V253H44ZM93 252V253H92ZM187 252V253H186ZM14 253V254H13ZM59 253V254H58ZM63 253V254H62ZM88 253H89V255H88ZM150 253V254H149ZM3 254H6L5 256L3 255ZM40 254V255H39ZM61 254V255H60ZM92 254V255H91ZM126 256H124V255ZM15 257H14V256ZM21 255V256H20ZM58 255H60L61 257V261H62V263H61V261H59V257H58ZM118 255H119V258H118ZM147 255H150L149 256V258L151 259V257L154 259H151V260H147ZM194 256V257H191V256ZM12 258H11V257ZM18 256H20V258L18 257ZM26 256H28V257H26ZM65 258H64V257ZM56 257H58V260L56 259ZM63 257V258H62ZM125 257V258H124ZM146 258V260H145V258ZM199 257V258H198ZM18 258V260H16ZM92 259V260H89V259ZM16 260L17 261V263H16V261H13V260ZM20 259V260H19ZM31 259V260H30ZM33 259V260H32ZM37 259V260H36ZM64 261H63V260ZM102 259H103V261H102ZM191 259V260H190ZM202 259H203V261H202ZM34 260H36V261H34ZM186 260V259H185ZM205 260H207V261H205ZM115 261V262H114ZM123 261V262H122ZM156 261V262H155ZM25 262V263H24ZM155 262V263H154ZM201 262V263H200ZM206 262H208V263H206ZM37 263V264H38ZM191 264H192V262H191Z\"/></svg>","mask_w":264,"mask_h":264}]
</instances>
